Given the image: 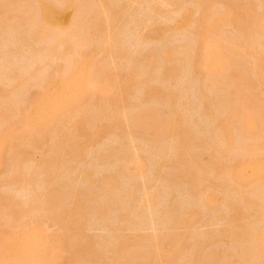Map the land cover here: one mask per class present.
Here are the masks:
<instances>
[{
  "label": "rangeland",
  "instance_id": "374dc122",
  "mask_svg": "<svg viewBox=\"0 0 264 264\" xmlns=\"http://www.w3.org/2000/svg\"><path fill=\"white\" fill-rule=\"evenodd\" d=\"M14 1L15 0H0V15H2V16H0V22L2 21V23H0V68L2 70V71H0V105H2L1 103H3L2 108L0 106V108H1L0 109V113H1L0 116L2 117V119L0 120V126H1L0 127V134L1 135L0 136L1 137L4 136L5 132L8 133V132H11L14 130H19L21 128V124H20L21 120L20 119L24 115L23 113H25L26 109L30 106L29 103H32L33 99H35L37 97L39 92H41L43 90V88L46 86V84L50 83L51 81H53L55 79H59L62 76L61 75L62 72L64 74V70H67V67L64 69L65 65L62 64L63 61H60L62 59V57L60 56L61 54H62V56L65 54L64 55L65 59L67 58V55H68V59L70 62L73 61L74 59H76L75 57L82 56V54H83V58L88 60L91 63V65L95 63V65H93L91 71H93V73H94V71H96L95 74L98 77L97 82L100 85H107L109 82L110 84H108L107 86H110L114 93L118 92L116 94L120 95V96H121L120 89L122 86H125V85H123V83L125 82V79H127V81H128V77L131 74H134L135 71H137L136 73H140L142 78L140 77V79L138 80V83H136L137 81L132 82V83L129 81H128L129 82L128 83L126 81L127 82L126 84H129V85H126V87H125V88H127V90L125 88L123 89L125 91H123L121 89L122 92H124L122 94L123 100L125 99L124 102L127 103L124 105L122 104L123 105L122 107L125 106V109H126L125 110L123 108V110L126 112L123 111V115H122V117L125 116V118L124 117L120 118L121 115L117 114V112L109 106V101L106 97H98L94 93V89L92 87L88 89L85 87L86 82L85 83L82 82L81 86L83 87V84H84V88L81 91H83L84 96L80 101H77V103H76V98H75V95L77 93L75 92L76 94H74L75 90H73V91L68 90L64 93V98H63L64 100L63 99L61 100V102H62L61 106L64 107V105H66L64 107V110L62 111L64 113L62 114V112L60 111L61 113L59 112V114H61V116L59 114H58L59 116L57 115L58 121H60V122L57 121V117L53 120V117L51 118V116H50L53 114V112L51 110H49L50 112L47 110L44 112V114H42L44 116L46 114H49V115H46V118H45V119L49 120L48 121L49 123H47L45 120L44 123H42L43 126H41L42 130H44V131L46 130L45 132H42L41 130H39L41 127H35L34 129L37 128L38 129L37 131H32V129L30 130V132L32 131L35 135L32 132H31L32 133V135H31L29 132V133H27V134H29L28 136H27V134L16 135L15 137H12L11 139H9L7 141L8 143L6 144L4 150L1 153L2 166L0 167V202H2L1 205L5 206V208H4L0 205V208H2V209H0V211H1L0 212V240H1V237H4V236H5L4 238H6L8 240L13 239L17 234L20 233V235H21V234H23V232L25 230H27L28 228H31V227H35L38 230L41 229L40 231H41L42 235L41 236L36 235V237L40 238V240L42 238L45 241V246H46V244H48L47 242L50 241L49 243H51V245L52 244L55 245L58 249L57 261L55 264H70L71 261H73L71 264H74L75 259L77 262L78 258H79V260H82V261L77 262L80 264H89V263L90 264H103L102 263L103 261L105 262V264H111V262L114 261L115 258H116V260L112 264H118V263L123 264V262H124V264H127V263L130 264L131 262H132L131 264H134L135 261H136L135 264H138V263L142 262V259L145 260V262L143 261L144 264H150V263L153 264V262L157 261L156 260L157 257H155V255L152 256L153 253H152V255H150L149 250L152 249L151 252H154V249H153L154 244H152L151 241L154 243L155 240H156L157 245H160L161 241H163L162 242L163 244H164V242H166V243L170 242V244H168V243L165 244L166 248L168 250H170L173 247V244H174L173 241L178 242V243L175 242L177 244V247H179V246L182 247L181 248L182 250H180V248H176V251L179 250V252H176V255H174L172 257V259H171V257H169V259H171L173 262L168 259V261H165L166 262L165 263L163 258H162L161 260H163L162 262H164L165 264H167V263L168 264H199L198 263L199 260H205L203 262V264L204 263L210 264L211 261H214L215 259H217L216 257L220 258V260H221V261H219L220 264H230V262H232L231 264L248 263V262H246V260H244L245 257L243 258V255L246 256V254H248V252H246V250L249 252L252 250V249L251 250L249 249V247L252 246V245L249 246L251 243L249 237L251 236V234H255L259 231H262V228L264 229V226H263L264 219H262L264 217H260V216H264V215H261L259 208H257L258 205L264 206V199H263L264 197L262 194H260L257 191L259 194V196H258V194L256 192V188H254L253 186H250V187L246 186L243 189L244 192L242 195L245 198H243L242 196L235 198L236 195L232 191L230 192L231 185L227 184L226 182L223 183L225 180H224V178L221 177V176H223L221 174L222 172L218 174L217 172L215 173V171H219L218 167H217L218 165H221L222 169H229L231 166L235 165V160H237L238 157L243 155L242 154L243 152H241V150L238 151L239 149L238 150H236V149L239 148V146L243 143V141L245 142V140H250V142H249L250 145L251 144H252V146L255 145L254 148L256 149L257 153H255V151H254V154L252 155V157H254V158L256 157L255 158L256 160H258L261 157H262L261 160L264 159V151H263L264 149L262 150L261 149L262 146H260L262 143L264 144V133H263L264 132V128H263L264 127V107H263L264 106L263 105L264 104V83H262V81H264V79H263L264 78V61H263V59H264V55H263L264 54V35H259L258 40L256 41L257 43H256V42H254V39L251 38L249 35L248 36L250 38L247 35H245L246 37L243 35L244 36L243 37L241 34L243 32L239 33L238 30H241L244 32H245V30H242L240 27H235L234 25L237 26V24L235 22H233L234 23L233 26L232 25H223L222 26L223 28L221 27V29H218L216 32L214 31L213 35L215 37H219V35H221L218 39L219 41L221 40L220 42L222 43V44L220 43V46H221V48L223 46V48H222L223 52H226V50H227V52L230 53L231 56H229V54L226 52V55L228 58L226 56L225 57H226V59H229V62L231 61L230 64H232L233 66L229 70L227 69V71L225 73H223L224 75L222 74L220 78L210 79L211 81H209V79L207 77H202V75L198 76V73L196 75V73H195L196 71L190 66H191V63L193 61L192 58L194 57L193 54H194V50L196 48L195 46L197 44V39H196L197 37L196 36H198L197 34L201 33L200 31L203 28L201 26V24L204 20H205L204 24L205 23L208 24V23L212 22L211 18L215 15L213 13H211V12H213L211 10L218 3L221 6H219L220 8L217 6L215 7L216 9L213 8L215 14L217 12L218 13L223 12V10L225 11V7H223L224 9H222V6L225 5L224 4L225 2L222 3L223 0H219V1L218 0H216V1L212 0L211 3L215 2L216 5L213 3L212 7L211 6L205 7V9L208 8V11L206 10V12L201 11L202 3L198 4V5H200V7L196 4V3H200L199 0H197V2L194 0L195 3L193 0H188V1L187 0H173V1H176L177 3L171 2V1L169 2V0H167L165 2V0H164L165 3H163L161 1L162 5L159 4L160 1L157 0V2H156V0H154L157 4H155V2H153V5L155 4L154 5L155 7L157 6L158 9H162L161 11H159L158 9H155L154 7H151L150 0L149 1L145 0V2H144V0H142V1L140 0L141 1L140 4L143 3L142 8L140 6V9H139V7L136 8L138 6L137 4L140 1L138 3L136 2V5H135V1L133 2L132 0H131L132 2H130V0H106L107 2L105 0L104 1L101 0L103 3L105 2L104 4L106 6H109L107 8H109L110 10L112 9V11L114 10V8H116L117 11H119V13L116 10H115V12H117V14H121V16L117 15L118 18H120V19L116 20V22H115V20L113 21L115 24L112 22L113 23L112 29L110 27L112 33L115 32L113 34V35H115L114 36L115 38H113V40H111V41H113L112 46L110 45V47H109L110 49L104 48L103 50H101L102 47L95 44V41H89V44H87L88 42L86 44L84 43L85 47H81L80 45H82V44H80V43H78V46H77V43H75V41L77 40V37L78 38L80 36L82 37L85 34L84 33L85 29H83L82 25H84L85 23H86L85 25H88V23L89 24L94 23L93 21H95L94 20L95 19V17H94L95 10H97V8L100 9L101 8L100 6H102L104 4H100V6H99L100 8H99V7H97V2H98L97 0H73L72 4L76 5V7L74 6V8H75L74 10H78V11L74 12L75 18L74 17L73 18L76 20L75 22L74 21L72 22V25L74 27L70 26V28H68L67 30L64 31L65 33L61 32L62 34L63 33L65 35L67 34L68 35V36L66 35L67 38L65 35H59V36H64L66 39H68L67 43L69 42L70 46H73L72 44L75 43V46H77V47L75 49H72V50L65 49L66 51L63 49V52L65 51L64 53L61 52V49H59L60 51L58 49H56V44H55L56 40L54 41V38L57 35H54L55 37L53 35L52 36L49 35L50 37L47 35H44V36L43 35L42 36L36 35L37 34L36 27H34V25L33 26L31 25L34 23L33 22V20H35L34 17H37L41 0H18V1L16 0L17 2L16 1L14 2ZM49 1L51 3H53L54 5H57L59 3L57 6H61L63 3L65 4L67 2V0H49ZM94 1H96V2H94ZM185 1L187 3H185ZM190 1H193L194 4H192V2H190ZM224 1H226V4H227L225 6H229L228 4L232 3V1H233V4H235L234 3L235 1L238 4H241V3H239V1L242 3H244V2L246 3L249 1L250 5H252V3H254V5L257 4L256 6L258 8H256V6H254V5H253V7L255 9H257V10L259 9L261 11H262V7L264 6V0H255V1L254 0H247V1L246 0H230V3H228V0H224ZM20 2L22 3L21 6H23V4L26 7L30 5V10L28 9L29 7L26 8L24 6L26 10L27 9L29 10L28 11L29 14L26 10H24V13H22L23 12L22 7H21L22 9L19 8V10L21 9L20 13H15V12L12 13V11H14V9H15L14 5L16 3L17 4L19 3V5H20ZM148 2H149L150 7L146 4ZM98 3H100V2H98ZM211 3L209 2L208 5ZM19 5H17V6L20 7ZM188 5H189L188 8H190L191 6L195 7V8H193V7L190 8L192 10V14L188 18L189 20L191 19L190 24L193 23V25L191 24L192 27L186 26V27H188V29H187L185 26H183L184 24H182L180 26V29L182 30L183 28H185L186 30L183 29L182 32L180 30H179V32H178V30H175V32H174L173 27L176 26L177 22H173L174 24H172V20L176 17H173V15H171V13L174 10L176 12H181L183 10H186V8H187L186 6H188ZM131 6H132V8H130ZM147 6L151 9L153 8L155 11L153 10V12H152L150 10L151 12L149 13V11H148L149 8L147 9ZM175 6H176V8H180V9L184 8V9L179 11V9H176ZM120 7H124V8H120ZM143 7H144V9H143ZM196 7L198 8V10L201 11L199 13L200 15L194 14V12H197ZM125 8L127 10H126V12L123 13L122 11L123 10L125 11ZM217 8L221 9L222 11L221 10L216 11ZM193 9H195V10L193 11ZM17 12H19V11H17ZM69 12H70V10H67L65 12L66 13L65 17H68ZM156 12L159 14H157ZM5 13H6V15H4ZM14 13L17 16H15ZM33 13H35V14L33 15ZM80 13H81V15H80ZM112 13H114V12H112ZM201 13H202V15H201ZM178 14L179 13H177V16H178ZM193 14H194V16H193ZM3 15H4V17H3ZM7 15L10 18H11V16H12V18H16V19H13V21H11V22H14L13 23L14 25L13 24L10 25L8 23V22H10L9 21L10 19L6 18V17H8ZM92 15H93V18H92ZM189 15H190V11H189L188 16ZM210 15H211V17H210ZM78 16L80 17V19L78 18ZM122 16L123 17L125 16V18H122ZM179 16H178V18H180V20L176 19L173 21H179L180 22L181 17H179ZM201 16H203V17L205 16V18L208 19L209 22H208V20L206 21V19H204V18L202 19ZM2 17L5 19H2ZM20 17H22V18H20ZM28 17L30 19H28ZM23 18H24V20H23ZM115 18L117 19L116 14H115L114 19ZM262 18H260L259 21L261 22V24L264 25V21H263L264 19H262ZM124 19H126V20H124ZM142 19L146 23L142 22ZM210 19H211V21H210ZM261 19L263 22L261 21ZM29 20H31L33 23ZM55 20L56 19L53 17V15L49 16L50 22L58 21V20H56V21ZM137 20H138V22H137ZM20 21H22V22H20ZM23 21H24V23H23ZM86 21H88V22H86ZM89 21H91L92 23ZM198 21H199V23H198ZM241 21H242V19H241ZM3 22H5V23H3ZM28 22L30 23V25ZM77 22H78V24H77ZM139 22L143 23L142 24L143 26L141 25L142 31L141 32L140 31L135 32L137 29L136 28L134 29V27H136L137 23H139ZM7 24H8V27H7ZM15 24H16V26H15ZM171 24L173 26H170ZM75 25H77V26H75ZM80 25L82 26V28H80ZM139 25H140V23L138 24V26ZM195 25H196V27H195ZM144 26H146L145 29L143 28ZM227 26H229V27H227ZM15 27H17V28H15ZM26 27H27V29H26ZM32 27L35 29H33ZM168 27H170L171 31L169 30ZM7 28L11 29V30H6ZM113 29H114V31H113ZM132 29H133V31H132ZM235 29H237V30H235ZM3 30H4V32H3ZM129 30H130V32H129ZM189 30H192V32ZM79 31H82L81 34ZM218 31H220V32H218ZM221 31H223V32H221ZM138 32L141 33V37H139L140 34H138ZM193 32H196V33H193ZM7 33H9V34H7ZM118 33H120V34H118ZM136 33H137V36H136ZM77 34L80 36H77ZM213 35H211V36H213ZM37 36H39L40 38L39 37L37 38ZM74 36H76V39ZM223 36H224V38L222 39ZM10 37H11V39H10ZM142 37L145 39H143ZM225 37H226V39H225ZM73 38H74V40H73ZM111 38H112V36H111ZM259 38L261 40H259ZM116 39H118V40H116ZM139 39H141V40L139 41ZM239 39L240 40L242 39V41H240ZM252 39H253V41H252ZM120 40L123 43L119 42ZM146 40H149V41H146ZM193 40H195V41H193ZM245 40L248 43L244 42ZM249 40H251V41H249ZM115 41L117 44L114 43ZM235 41L236 42L238 41V42L236 43ZM53 42H54L55 48L54 47L52 48ZM76 42H78V41H76ZM92 42H94V43H92ZM260 42L261 43L263 42V44H261ZM113 43H114V45H113ZM84 44H83V46H84ZM245 44H247L248 46L250 45L249 46V48H251L250 51L253 49L252 53H251L252 56L250 54L251 58H249V56L246 57L245 55H244L245 57H243V55H242L243 52L241 49H244V47L246 46ZM251 44H255V45L251 46ZM4 45H5V48H3ZM231 45L233 48L238 47L239 49L236 48V51H235V49H229L231 47ZM259 45H261V46H259ZM224 46H226V47H224ZM234 46H236V47H234ZM78 47H80V48H78ZM113 47H114V49H113L114 51L110 52ZM182 47L184 48L183 51H187L189 49L190 50L187 52H183L181 49ZM47 48H49V50ZM14 49H15V51H14ZM179 49H181V51ZM51 50L54 53L56 52V56H55V54L52 55L53 54L52 53L50 56L48 55L49 57H47V53H50L49 51H51ZM54 50H56V51H54ZM166 50H169V53L172 50H174L172 52L175 54L173 55L174 57L171 56V58L168 62L165 63L163 61L164 62L163 63L161 56L163 55V53L166 52ZM231 50H233L234 52H232ZM237 50H238V52H237ZM32 51H34V53ZM67 52H68V54H67ZM105 52H108V54ZM181 52H183L184 54ZM159 53H161V54H159ZM233 53H238L239 55L238 54L236 55ZM23 54H24V56H23ZM29 54H31V55H29ZM110 54H112L114 57ZM121 55H123V56H121ZM234 55L236 56L237 59H239V60H237L239 65H237L235 63L236 59H235ZM51 56L52 57L54 56V58H51ZM147 56H150V57H147ZM131 57L134 58L135 63L132 61ZM40 58L42 59L41 60L42 62L40 61L41 63L38 61V59L40 60ZM44 58H46V59H44ZM149 58H150V60H148ZM243 58L246 60L244 61ZM43 59H44V61H43ZM50 59L52 61H50ZM241 60L244 62V63L242 62L243 64L241 62H239ZM26 61H28L29 63ZM141 61H142V63H141ZM149 61H152V62H150L151 65L149 64ZM155 61H156V64H155ZM172 61H173V63H172ZM64 62H65V60H64ZM138 62H140V63H138ZM260 62H263V63H260ZM146 63L148 64V66H146ZM161 63H162V65H160ZM61 64L63 65V68H62ZM152 64H155V65H152ZM169 64H171V66H172V68H170L171 70H173V67H174L173 71L168 70L166 68ZM42 65L44 67H46V66L47 67L41 68ZM156 65H157V67H156ZM158 65H160V67ZM165 65H166V67H165ZM3 66H4V68H3ZM24 66H26V67H24ZM151 66H153V67H151ZM171 66L169 65L168 68ZM181 66H183V68H181ZM239 66L243 70L238 68ZM59 67H61V68H59ZM188 67H189V69H186ZM24 68H25V70H24ZM108 68L110 71L108 70ZM132 68L134 71L132 70ZM150 68H151V70H150ZM152 68L154 71L152 70ZM175 68L177 69L178 73H180V74L177 73L178 74V76H177L176 72H175L174 73L175 75H173V76H175V77L177 76L178 79H175V81H172V80H174V77H172V76L168 77V76H169L170 72L173 74V72L176 71ZM178 68L180 70H178ZM232 68H234V69H232ZM5 69L6 70L8 69V70L6 71ZM60 69H62V70H60ZM191 69H193V71ZM254 69H256L255 71H258V77H257L256 72H255L256 74L253 73L252 70H254ZM260 69H262V70H260ZM39 70H40V72H39ZM105 70L106 71L108 70L107 72L109 73V74L106 73L107 75H109V76L106 75V79L104 78L105 75H104V77H102L103 74H105ZM124 70H127V71H124ZM164 70L165 71L168 70L167 73L169 71L170 72L168 74H166L168 76L167 77L164 76L165 78L162 80L161 78L164 75L163 73H166V72H164ZM234 70H237V71H234ZM239 71L241 73H244L245 75L243 74V76H242V74ZM249 71L251 74L248 73ZM184 72L186 74H184ZM237 72H239V74ZM246 72L248 75H250L249 78L246 75ZM7 73H8V75H7ZM113 73H114V75H115V73H118L119 75L116 74L114 76ZM150 73L153 75H151ZM11 74L13 76H11ZM18 74H20V76ZM125 74H126V76H125ZM181 74H182V76H181ZM183 74H184V76H183ZM228 74H229L230 78H229ZM22 75H24V76L22 77ZM17 76H19L22 79V81L24 82L23 84H22V81L20 82L21 85H19L20 83L17 84L16 79H19V78H17ZM110 76H111V79H109ZM152 76L154 79L152 78ZM231 76H232V78L235 77L236 79L234 78L232 80ZM116 77L119 78L120 80L119 79L116 80L117 79ZM198 77L199 78L201 77V79L199 80ZM8 78H10V79H8ZM14 78H16V79H14ZM99 78H101V80H99ZM158 78H159V80H158ZM206 78H207V80H206ZM24 79L26 81H24ZM156 79H157V81H156ZM255 79H257V80H255ZM5 80H7L8 83H6L7 81H5ZM140 80H141V82H139ZM143 80H145L146 84ZM148 80L150 81V84H149ZM196 80H199V82L198 81L196 82ZM241 80H242V82H240ZM115 81H116V83H115ZM117 81L119 82V85H118ZM202 81L207 82V83H204V85H203ZM147 82H148V84H147ZM209 82H210V84H209ZM255 82H256L257 86H256V84H254ZM10 83H11V85H10ZM225 83H227L228 85L230 83V86L228 87V85H226ZM251 83H253L252 86H251ZM199 84L203 85V87ZM239 84H240V86H239ZM22 85H23V87L21 88ZM149 85H151L152 87H149ZM198 85L200 87H198ZM245 85H247V86H245ZM17 86H19V87H17ZM241 86H242V88H241ZM15 87H17V88L15 89ZM204 87H205V89H204ZM206 87H208V88L210 87L209 88L210 90H207ZM215 87L217 89H215ZM19 88H20V90H19ZM85 88L87 90L84 93ZM255 88H257V89H255ZM148 89H149V91L152 89L157 91V93H156V91L151 93V95L156 94V95H153L154 97H152L153 99L155 98V100H153L151 98V96L149 95V93L146 92ZM219 89H221V90H219ZM236 89L237 90L239 89L238 90L239 92ZM241 89L242 90L245 89V90L242 91ZM1 90H4V91L1 92ZM180 91H181V93H180ZM232 91H234V92H232ZM119 92H120V94H119ZM165 92H167L169 94V95H167L168 97L165 96L167 94ZM201 92L202 93L206 92V93L201 94ZM217 92H219L220 94ZM236 92H238V93H236ZM243 92H244V95L242 94ZM245 92H246V95H245ZM144 93H147V94H144ZM173 94H174V98L172 97ZM6 95H8L7 97L9 98V100H7V103L4 104L5 99H7V97H5ZM203 95L205 97H208V98L204 99ZM241 95H243V96H241ZM96 96H97V98H99L98 100L96 99ZM124 96H125V98H124ZM160 96H162V97H160ZM169 96L175 100L173 105L171 104L173 101L171 100V98ZM180 96H181V98H180ZM232 96H233V98H232ZM244 96L246 97V100L249 101V99H250L249 104L251 106L255 105V104L258 105V103H259V105L257 107L256 106L255 107L252 106V107H254L255 112L257 113V115H259L257 120L262 118V117L263 118L259 120L261 122V123H259L260 128H258L257 131L250 132L248 135H243V131L241 129L239 130V128H240V126H238L239 124L238 125L235 124L236 120L234 118L232 120L234 122L231 121L233 123V125H232L233 128H232V132L230 134L231 138L229 139L230 141L233 142L234 145L232 144L233 150L230 148L231 151L228 153L227 151H229V150H225V149L226 148L228 149V147H229L228 142H230V141L229 140L227 141L226 139L224 141V139H222V137H223L222 129L219 128L220 126H218V128H217V125H218V124H216L217 121L213 120L214 116H212V115L214 113L215 116H219L220 119L221 118L224 119L225 118L224 116H226V112L228 114L229 107H233L231 105L229 106V104H227V103H230L233 105L235 104V107H236L235 109L238 111V109H240V103H241L240 100L242 98L244 99L245 98ZM156 97H158V98L156 99ZM178 97H179V99H178ZM219 97H220V99H219ZM223 97H226V98H223ZM1 98L3 99V101L1 100ZM72 98H74V99H72ZM104 98H106L108 102L106 100L104 101ZM145 98H149L148 99L149 101L146 100L147 103L144 100ZM200 98H202V99H200ZM221 98H223V99H221ZM10 99L12 101H10ZM161 99H162V102H161ZM163 99L165 100L164 102H163ZM224 99H225V101H224ZM99 100H101V101H99ZM169 100H171V101H169ZM201 100H202V102H201ZM206 100L210 101V102L207 103ZM221 100H223V101L221 102ZM226 100H227V102H226ZM167 101L169 103L170 102L171 103L169 104ZM228 101H230V102H228ZM238 101H239V103H238ZM251 101H253V102H251ZM10 102H12L13 105L12 104L10 105ZM42 102H43L42 105L44 106L45 100ZM177 103H178V105H177ZM202 103H204V105ZM168 105H170V106L175 105V106H174V108H172V106L170 107ZM218 105H219V107H217ZM222 105H224V108L227 107L228 111L226 110L227 108L226 109L223 108V110H221L223 107ZM225 105H227V106H225ZM260 105H262V106H260ZM8 106H10L11 108H9ZM176 106H177V108L175 109ZM103 107H105L104 109H107V110H104ZM215 107H216V109H215ZM65 109H67V110L71 109V110H69L68 111L69 113H68L67 110L65 111ZM87 109H89V110H87ZM108 109H110V110L108 111ZM173 109L176 111L178 110V113L176 111H172ZM205 109H207V111H205ZM217 109H218V112H217ZM1 110H3V111H1ZM136 110H138V111H136ZM208 110H210V113H208L209 112ZM236 110H234V111L236 112ZM77 111L79 112V114ZM169 111H171V112L168 113ZM221 111H222V113H221ZM104 112L106 113V115ZM141 112H142V114H141ZM183 112H185V113H183ZM99 113H100V115L102 114V116H99ZM103 113H104V115H103ZM124 113H127V114L124 115ZM205 113H207V114L204 115ZM2 114H5V115H2ZM223 114H224V116H223ZM71 115H72V117L74 116L75 118L74 117L71 118ZM142 115H144V117H141ZM186 115H187V117H186ZM5 116L7 117L8 121L4 120V119H6ZM8 116H9V118H8ZM117 116H118V118H117ZM145 116L147 118L149 116V118H150L149 122H148V120H146V122L144 121V118H146ZM175 116L176 117H179V116L182 117L179 121L181 122V120H182V122H184V123H183V125H181L182 122L180 123L179 121H177V123H179V125L177 124V128L173 129L174 131L171 130L172 132H170V130H167V129H169V128L171 129L172 126H174L173 123L172 124H170V123L174 121L173 119L176 118ZM209 116L212 118H209ZM126 117H129V118H126ZM172 117H174V118H172ZM219 117H217V119H219ZM228 117H230V116H228ZM228 117L226 116V120L228 119ZM113 118L115 119L114 120L115 123H113ZM63 119L64 120L66 119L65 120L66 122ZM67 119H69V121H71L70 119H74V120L69 122ZM85 119L87 121H85V124H84ZM100 119H101V122L99 123ZM137 119L139 120V122L137 121ZM207 119H209V120H207ZM18 120H19V122H18ZM176 120H178V118H176ZM184 120L186 121V123ZM50 121H51V123H50ZM102 121H103V123H102ZM142 121H144V122H142ZM213 121H216V122L214 123ZM89 122H90V124H89ZM123 122L125 124V130H124L125 133H122L123 130L120 128V127L124 126ZM75 123L76 124L78 123V125H76ZM95 123H97V124L95 125ZM111 123H113V128H114L113 131H116V132L111 133L110 131H108V130L112 129ZM118 123H120V125L121 124L122 125L119 126ZM126 123H127V125H126ZM139 123L143 124V126L139 125ZM152 123H154L153 124L154 128L152 125H150ZM162 123H163V125H161ZM174 123L176 124V121ZM91 124H93V125H91ZM116 124H118V125H116ZM165 124H166V126H165ZM169 124L171 125V127L169 126ZM260 124L262 126H260ZM102 125H104L105 129L107 128L106 131L103 130L104 132L102 131L103 133L100 136L92 137L93 132L98 128V126L101 128ZM235 125H237L238 128H236ZM45 126H47V127H45ZM90 126H92V127H90ZM163 126H165V127H163ZM167 126L169 128H167ZM212 126H214L215 128H213ZM82 127H84L86 130H84V128H82ZM94 127H95V130L93 131ZM158 127H160V130ZM161 127H162V130H161ZM175 127H176V125H175ZM108 128H110V129H108ZM115 128H116V130H115ZM117 128H119L118 130H120V129L122 130V131L120 130L121 134L119 133ZM143 128H145V129H143ZM60 129H62V130H60ZM123 129H124V127H123ZM138 129H140V130H138ZM142 129H143V131H142ZM235 129H238V130L236 131ZM260 129H262V130H260ZM80 130H81V132L82 131L86 132L87 135L85 134V136H84V134H83L84 132H82V134H80ZM147 130H149L150 132ZM164 130H166L168 132H166ZM76 131H77V133L79 132V136H78V134L75 133ZM175 131H177V132L175 133ZM186 131L191 133L190 136L188 133H187V135L184 134V132L186 133ZM88 132L90 135L88 134ZM193 132H194V135L192 134ZM38 133H40V134H38ZM155 133H157V134H155ZM173 133H175L174 135H177V136H174ZM70 134H72V135H70ZM125 134H126V136H125ZM165 134L167 137L164 136ZM260 135L262 136V138ZM25 136H27V137L24 140ZM54 136H56V137H54ZM57 136H58V138H57ZM87 136L91 137L92 140L88 139L89 137H87ZM181 136H184L185 138H183ZM187 136H189V139ZM197 136H198V138L200 137V139H198ZM243 136L245 137V139L243 138ZM83 137L85 138V140ZM191 137H192V139H190ZM162 138H164V139L162 140ZM186 138L188 139V141L186 140ZM193 138L196 139L197 141L195 140V142H194ZM57 139H60V140H57ZM87 139L90 140V142L92 141L91 145H89V146L88 145L86 146V144H88V143L90 144L89 141L85 142ZM149 139L151 140V142ZM154 139H155V141H154ZM170 139H172V140H170ZM203 139H204V141L206 140L207 143H206V141L204 142ZM65 140H66V142H65ZM157 140H158V142H157ZM183 140H184L185 145H182ZM221 140L224 141L225 144H223L222 142H219ZM72 141L74 142L73 146H71ZM77 141L78 142L81 141V143L79 144ZM153 141L155 144L152 143ZM192 141H193V143H192ZM200 141H202V142H200ZM189 142H190V144L192 143L191 146H189ZM196 142H197V144H196ZM211 142H213L214 144ZM246 142L248 143V141H246ZM69 143H71V144H69ZM82 143H84V144H82ZM130 143H132V144H130ZM175 143H177V145ZM201 143H203V144H201ZM237 143L239 144V146L237 145ZM75 144H77V147L81 144L82 145L77 148ZM169 144H171V145H169ZM194 144L198 145L199 147L195 146ZM74 145L76 148L74 147ZM204 145L205 146L208 145L211 148H209L208 146H207L208 148L203 147ZM217 145H218L219 149H218ZM223 145L224 146L226 145V147H223ZM183 146H185L186 148L189 147L188 150L185 151L186 148H184ZM234 146H236V147H234ZM123 147H125V149ZM127 147H129V148H127ZM132 147L135 148L137 151L135 149H133ZM176 147L178 149L180 147V149H179V150H181L180 153ZM212 147H213V149H212ZM221 147H223V148H221ZM69 148H70V150H69ZM83 148H84V150H83ZM193 148H194V150H193ZM258 148L261 151H259ZM128 149L129 150L131 149L133 151V153H131L132 151L127 152ZM222 149H223V151L225 150V152L221 151ZM122 150H123V152H122ZM195 150H196V153H194ZM234 150H236V151H234ZM124 151L127 154V155L125 154L127 157L124 156ZM258 151L262 152L263 154L260 153L259 155H257L259 153ZM77 152H78V154H77ZM135 152L136 153L138 152L137 153L138 157L140 158L139 155H141V158H140L141 161L143 160L145 162V163L141 162L142 163V169H140L141 173H139L138 170H137L138 172L137 171L135 172V173H137L136 174L137 176L134 175L135 173H133V174L130 173L131 172V166L133 167V164L130 165L131 160L128 161V159H130V158L132 159V157H133L132 154H134ZM197 152H198V155H197ZM218 152H220V153H218ZM231 152H232V154H230ZM121 154H123V155H121ZM187 155L190 157H188ZM120 156H122L123 158ZM183 156H185L184 159H183ZM214 156H217L219 158L214 157ZM190 158H194V160L193 159L189 160ZM197 158H199V159H197ZM62 159H64V160L61 161ZM124 159H126L127 161H125ZM196 159H197V161H199V160L200 161L196 162ZM122 160H123V163H122ZM58 161H59V163H58ZM65 161H67V162H65ZM188 161H189V163H188ZM193 161H194V164H192ZM61 162H62V164H60ZM125 162H127V164L129 163V166L128 165L123 166ZM211 162H214V163L211 164ZM45 163H46L47 167H44ZM63 163H65V164L63 165ZM143 163L146 165H144ZM183 164L186 166H184ZM212 165H214V166H212ZM181 166H182V168H181ZM211 166H212V168H210ZM126 167H128V168L130 167V169L128 170ZM143 167H145V168H143ZM207 167L210 168L209 171H210L211 175H209V171H207L208 170ZM186 170L189 171V175H191L194 171V175H192V176L196 179V181L194 180V178L192 176L190 177L191 179H193L192 183H191V179H186L187 178L186 174L188 172ZM143 171H144V173H143ZM191 171H192V173H191ZM205 172H207L208 175L205 176ZM51 173L52 174L54 173V175H52ZM182 173L183 174L185 173L184 176H186V178L183 176ZM220 174H221V176H220ZM13 175L15 177H13ZM189 175H188V178H189ZM44 176H46L47 178H43ZM200 176H201V179H198V178H200ZM104 177H106V179ZM179 177H184V178H182L183 179L182 180ZM203 177H204V180H203ZM111 178H113L116 181H114ZM219 178H220V181L223 179V181H221V183L219 181ZM46 179L48 181H46ZM12 180H13V182H11ZM42 180H43V182H42ZM185 180H187V181H185ZM205 180H207L208 182ZM109 181H111V182L109 183ZM113 181H114L115 185L112 184V185H110L111 187H108L107 183L111 184V183H113ZM176 181H178L179 184L181 182L182 186H180L181 184L179 185ZM209 182L211 185L210 188L207 187V186H209ZM195 183L199 184L200 187H201L202 183H203V185L205 183V185H206V187L204 186L205 189L207 191L214 193V194L216 193V196L219 197L216 199V201L218 203L216 202L217 204L215 203V205L211 206V204H208L202 198V195L200 198V193L203 194V192L198 193L199 192L198 190H201V189L205 190V189L202 187H201V189H198L200 187H199V185H195ZM211 183L214 184V186L216 187L215 190L213 189L214 186ZM192 184L194 186H197V187L195 188ZM187 185H189V186L192 185L193 187H191V186L189 187ZM144 186H146L145 187L146 189L144 188ZM104 187H106L108 190H106V188H104ZM92 188H94L95 190ZM192 188H193V190H192ZM251 188H252V190H251ZM154 189H156V190H154ZM195 189H198V190H195ZM225 189L226 190L228 189V190L225 191ZM112 190H113V192H112ZM140 190H141V192H140ZM147 190L149 192H152V194L154 191H155L154 193H157V195L153 194V197L154 196L157 197V199L154 198L157 201H155L154 199H153L154 201H152V203L155 202L157 204L155 205V203H153V204L151 203L150 204L151 206H149V207L147 205V207H146L147 212L146 211L144 212V210H146L145 209L146 204H144L145 203L144 200H141V199L145 193L150 194ZM245 190H246V192H245ZM59 191H60V193H59ZM95 191L98 193L97 194L98 196H96ZM107 191H109V192H107ZM144 191H145V193H144ZM251 191H252V193H251ZM48 192L49 193L51 192L50 197L48 195L49 194ZM52 192H54V193H52ZM191 192H194V193H191ZM55 193L57 196H55ZM58 193H59V195H58ZM68 193H69V197H71V198H67ZM90 193H92L93 195L90 196ZM126 193L128 195H126ZM61 194L62 195L65 194L64 196H62L64 198L61 197ZM109 194L111 196H109ZM115 194H116V196H115ZM124 195H126V196H124ZM192 195L193 196L197 195V196L193 197ZM219 195H221L222 197ZM223 195H224V197L226 195L229 200L225 199V201H224ZM53 196H55V198ZM130 196H131V200H130ZM135 196L137 197L138 201H140V200L143 201V204L145 206L141 204V201L139 204ZM230 196H232V198H230ZM233 196H235V197H233ZM113 197H115L116 199H114ZM134 197H135V200H134ZM139 198H140V200H139ZM233 198H235V200ZM52 199L54 200V202L58 201L57 202L58 204L57 203L54 204ZM61 199H63V200L61 201ZM238 200L240 201V203ZM251 200H252V202H251ZM75 201H76V203H75ZM133 201H134V204H133ZM223 201H224V203H222ZM254 201H255V203H254ZM6 202H7V204H6ZM51 202H53V203H51ZM60 203L62 205H59ZM71 203H72V205H71ZM234 203H236V204H234ZM8 204H9V206H8ZM68 204H70V205H68ZM136 204L142 205L143 208L137 209ZM6 205L8 206L7 209H9L10 212L8 210H5ZM100 205L104 209L102 207H100ZM106 205H107V207H106ZM176 205L180 209L179 208L177 209ZM228 205H229V207H227ZM67 206L69 207V209ZM71 206L73 208H71ZM75 206H76L77 210H80L78 212V214L75 213V212H77L74 209ZM91 206H93L92 209H91ZM94 206H95V208H94ZM116 206H118L117 210H116V208H117ZM46 207H49L48 209H50V210L46 211L47 210ZM58 207H60L61 210L63 209L62 210L63 212H61L59 210L60 208H58ZM62 207H64V208H62ZM150 207H151V209L148 210V208H150ZM233 207H235V208L233 209ZM85 208L87 211L85 210ZM96 208H99L100 210L96 209ZM105 208L107 209L106 211H105ZM135 208L137 209V211L133 210ZM172 208H174L175 210L177 209V210L175 211ZM193 208H194V211H193ZM72 209H74L75 211L73 210L72 211L73 213L68 214V211L71 212L70 210H72ZM128 209H130V210H128ZM140 209H142V210L138 212V210H140ZM188 209H189L190 213H192V215H194V218L189 216L191 214L188 212ZM166 210H168V212ZM171 210L175 211V212H172ZM18 211H20V212H18ZM64 211L66 212V214H64ZM7 212H9V213H7ZM12 212H14V215H15L14 218L12 216H10L11 214L13 215ZM59 212H61V213H59ZM176 212H177V215H176ZM17 213L20 215L18 216ZM57 213H59L57 215V217H55V216L52 217V215H56ZM93 213L95 214V216ZM99 213H100V216H99ZM130 213H132V214H130ZM133 213H135V215H137V214L138 215L136 217H134L135 215ZM142 213L144 215H141ZM169 213H171L172 215ZM186 213L188 216L186 215ZM76 214L78 216V219L76 217ZM195 214H196V216H195ZM5 215L8 217L7 219L4 218V217H6ZM59 215H65L64 219H62L63 217L60 216L61 220H63L61 222H58V221H60ZM66 215H69L68 219H67ZM79 215L83 218V220ZM84 215H85V217H84ZM242 215H243V217H241ZM104 216H105V218H104ZM169 216H171V218ZM173 216H175V217H173ZM230 216H231V218H230ZM176 217H177V219H176ZM187 217H191L194 219V220L193 219L191 220V222L193 223L192 226L189 225L187 222H185L186 220H184V219H188ZM70 218H71V220H70ZM174 218H175V220L172 221V219H174ZM256 218H259V219H256ZM66 219L68 221H65ZM180 220L181 221L183 220V221L181 222ZM256 220L259 222L257 223ZM8 221L10 224L8 223ZM174 221H175L176 225L174 224ZM177 221H178V224H177ZM193 221H195V222H193ZM65 222H67V223H65ZM72 222H74V223H72ZM80 222L84 223L82 228H80V226L82 224ZM127 222H129V223H127ZM184 222H185V224H184ZM77 223L79 224V229H78ZM252 223H253V225H252ZM72 224H73V227H75L74 225L77 224L76 228H74L76 230H73ZM182 224H183V226H181ZM186 224H187V226L189 225L190 227L189 226H188V228H187V226L185 227ZM68 225H69V227H71V228H69L70 231L67 230ZM177 225H178V227H177ZM246 225L248 226V228ZM242 226H244V227L242 228ZM249 226H251V229H253V230H250ZM77 229H78V233H77V236H75L76 233H74V232H77ZM246 229H247V231H246ZM72 231H74L72 233L73 237L71 236ZM250 231H252V232L254 231V232L253 233L251 232L249 235ZM16 232H19V233H16ZM68 232H70V233L68 234ZM246 232H248V234ZM81 234H83V235H81ZM78 235L80 236L81 239L79 238ZM162 235H164V237ZM186 235H187V237H185ZM74 236L76 237L75 238L76 241L74 239ZM243 236H244V238H243ZM67 237H68V240H67ZM157 237H158V239H157ZM61 238L63 239V242H62ZM236 238H237V240H235ZM241 238H243V240ZM69 239H70V241H69ZM159 239H161V240H159ZM168 239H169V241H167ZM2 240H3V238H2ZM58 240H59V242H58ZM157 240H158V242H157ZM140 241L143 242L144 244L143 243L141 244ZM179 241L180 242L182 241L183 244H184V242H186V243H185V245H183L181 242V244H182V246H181ZM81 243H83V246H87L86 247L87 249L85 248V250L89 251L88 253L83 252L84 254H88V255H84V256L88 257V259H86L85 262L83 261V259H85V257L81 256V255H83L82 251H85V250L79 249V251H80L79 256L80 257L78 256V254H75L74 255L75 257L72 256L73 254H72L71 250L75 249V252L78 253L77 247L79 246V248H80V245H78V244H81ZM84 243H86V244H84ZM117 243L120 246H117L118 245ZM146 243H147V245H146ZM123 244L126 246V252L127 253L124 250L125 246ZM176 244H174V245H176ZM178 244H179V246H178ZM71 245H73V246L71 247ZM150 245H153V246H150ZM165 245L163 248H165ZM186 245H187V247H186ZM195 245H196V247H195ZM47 246H50V244H48ZM61 246H63V247H61ZM74 246H76V247L74 248ZM83 246H81V248ZM148 246H150L151 248ZM120 247H122V249H120ZM168 247H170V248H168ZM167 249H163V250H167ZM116 250L118 251V253ZM147 251H148L149 255L147 254ZM180 252H182V253H180ZM115 253H117V254H115ZM119 253L120 254L123 253V254L121 256H118V255H120ZM191 253L194 254L195 257H194V255H191ZM114 254L116 255V257H114L115 256ZM197 254H201V255H198L199 256L198 259L195 260ZM126 255L128 257H126ZM131 255L135 256V258L132 257ZM140 255L142 257L139 258ZM203 255H204V258H203ZM210 255H212V257ZM213 255L215 257H213ZM255 255L257 257H255ZM77 256H78V258H76ZM107 256H110V257L107 258ZM150 256H152L153 258L155 257V258H154V260L151 259L152 262H150L151 260L148 259L150 262L149 263L146 258H150ZM187 256H189V257H187ZM72 257L74 259L69 261L70 259H72ZM120 257H121L122 261L119 260ZM174 257H175V259H174ZM201 257H202V259H201ZM210 257L212 260H209ZM166 258L167 257H164L165 260H167ZM192 258H195V259H193L194 262H192ZM252 258H253L251 260L252 262L250 261L249 264H254V263L255 264H262V262L264 264V259H261L256 252H254L252 254ZM257 258L261 259L262 261L257 259ZM184 259L185 260L187 259V260L185 261ZM239 259H241V260H239ZM88 260H90L89 263H87ZM106 260H107V263H106ZM118 260H119V262H118ZM126 260L128 261L127 263H125ZM130 260H132V261H130ZM207 261H208V263H206ZM158 262H161V261L158 260L156 262V264ZM219 262L217 260H215L212 264H219ZM243 262H245V263H243ZM77 263H75V264H77ZM143 263H141V264H143ZM164 263H160V264H164ZM201 263H202V261H201Z\"/></svg>",
  "mask_w": 264,
  "mask_h": 264
},
{
  "label": "bare ground",
  "instance_id": "6f19581e",
  "mask_svg": "<svg viewBox=\"0 0 264 264\" xmlns=\"http://www.w3.org/2000/svg\"><path fill=\"white\" fill-rule=\"evenodd\" d=\"M16 1V0H15ZM14 1V2H15ZM18 1V0H17ZM16 1V2H17ZM72 1L73 0H67V2L64 4L63 2V6L61 5V6H57V5H54L53 3H51L49 0L47 1V0H41V3H40V7H39V12H38V14H37V17H34L35 18V20H33V22L31 21V20H29V21H31L33 24H31L32 26L34 25V27H36V32H37V34L36 35H40V36H44V35H47V36H54V35H57L55 38H54V41H55V44H56V49H61V52L62 53H64L66 50L65 49H68V50H72V49H75L77 46H78V43H80V44H82V45H80L81 47H85V44L87 43V44H89V41H95V44H97V45H99L100 47H102V49L101 50H103L104 48L105 49H110L109 47H110V45L112 46V42L113 41H111V40H113V38H115L114 36L115 35H113L114 33H112V31H111V29H112V25H113V21L115 20V22H116V20H118V19H120V18H118V16L117 15H120L121 16V14H117V12L119 13V11H117V9L116 8H114V10L112 11V9L110 10L109 8H107V7H109V6H106L101 0H97L98 2H100V3H98L97 2V7H99L100 6V4H104V5H102V6H100L99 8L100 9H98L97 7V10H95V14H94V17H95V21H93L94 23H92L91 21H89V22H91L92 24H89L88 23V25H82L83 26V29H85V31H84V36H80V35H78L77 34V36H80L79 38L77 37V40L76 41H78V42H76L75 41V43H77V46H75V43L74 44H72L73 46H70V43L68 44L67 43V40L68 39H66L67 38V36L64 34L65 32V30H67L68 28H70V26H73L72 25V22L74 21H76L74 18H75V11H78V10H74L75 8H74V6L76 7V5H73L72 4ZM104 1V0H103ZM106 1V0H105ZM133 2L135 1V5H136V2L138 3L140 0H132ZM131 0H130V2H132ZM142 1V0H141ZM141 1L137 4L138 6L136 7V8H138L139 7V9H140V6H141V8H142V5H143V3L142 4H140L141 3ZM149 1V0H148ZM158 1H160L159 2V4H161L162 5V3H161V1L163 2V3H165L167 0H165V2H164V0H158ZM176 2V1H173V0H169V2ZM188 1V0H187ZM194 1V0H193ZM193 1H190V2H192V4H194L195 3V1L197 2V0H195L194 1V3H193ZM200 1V3H196L197 5L198 4H201L202 3V5H201V11H205L206 12V10L208 11V8H206L205 9V7H209V6H211L212 7V4L214 3L215 4V2H213V3H211V1L212 0H199ZM198 1V2H199ZM216 1V0H215ZM219 1V0H218ZM217 1V2H218ZM247 1V0H246ZM255 1V0H254ZM94 2H96V1H94ZM102 2V3H101ZM107 2V1H106ZM144 2H145V0H144ZM153 2H155L154 0H150V4H151V7H154L155 9H158V7L156 8L154 5L155 4H157L156 2H157V0H156V2H155V4L153 5ZM181 2V1H180ZM189 2V3H190ZM211 3V4H209L208 5V3ZM225 2V3H224ZM13 3V2H12ZM177 3V2H176ZM185 3H187L186 1H185ZM222 3H224L225 5H227L226 4V1H224L223 0V2ZM228 3H230V0H228ZM235 4H233V1H232V3H230V4H228L229 6H222V9H224L223 7H225V11L223 10V12H220V13H216L215 14V12H214V10H213V8H215L216 6L217 7H219V6H221V5H219V3L216 5V6H214L213 8H212V10L211 11H213V12H211V13H213L215 16H213L211 19H212V22L211 23H208V24H204V22H205V20L202 22V24H201V26L203 27H201L202 29H201V33H199V34H197L198 36H196L197 38V44H196V48H195V50H194V57L192 58V63H191V66L190 67H192L195 71V73H196V75H197V73H198V76L199 75H202V77H207L208 79H209V81H211L210 79H218V78H220L221 77V75L223 74V73H225L226 71H227V69L229 70L233 65L232 64H230V62H229V59H226V57H227V55H226V52H227V50H226V52H223V50H222V48H223V46H222V48H221V46H220V41L218 40L219 39V37L221 36V35H219V37H215L214 35H213V33H214V31L216 32L218 29H221V27L223 26V25H234V23L233 22H235L236 24H237V26L236 25H234L235 27H240L242 30H245V32L244 31H241V30H238L239 31V33L240 32H243V33H241L242 34V36L244 35H249L251 38H253L254 39V42H256L257 40H258V37H259V35H264V25L263 24H261V22L259 21L260 20V18H262V19H264V6L262 7V11L261 10H257V9H255L254 7H253V5H254V3H252V5H250V2L248 1V2H244V3H242V2H240L239 1V3H241V4H238L236 1L234 2ZM237 3V4H236ZM107 4V3H106ZM149 7H150V5H149V2L148 3H146ZM173 4V3H172ZM175 4V3H174ZM17 5H19V3L17 4H15L13 7L15 8L14 9V11H12V13L13 12H15V13H20V10L23 8V12L22 13H24V10H26L25 9V5L23 4V6H21L22 5V3L20 2V7H18ZM93 5V4H92ZM134 5V6H135ZM167 5V4H166ZM257 5V4H256ZM256 5H254V6H256ZM25 6V7H24ZM147 6V9L149 8ZM165 6V5H164ZM163 6V7H164ZM169 6V5H168ZM178 6V5H177ZM195 6V5H194ZM199 7H200V5H198ZM259 6V5H258ZM262 6V5H261ZM22 7V8H21ZM29 7V8H28ZM60 7V8H59ZM181 7V6H180ZM187 7V8H186ZM185 8H186V10H183L182 8L180 9V8H176V6H175V8L176 9H179V11H181V10H183V11H181V12H176L175 10L171 13V15H173V17H176V18H174L173 20H176V19H179L180 20V18H178V16L179 17H181V21L179 22V21H173L172 20V24H174L173 22H177V24H176V26H174L173 28H174V32H175V30H178V32H179V30L182 32V30L184 29V30H186L185 28H183L182 30L180 29V26L182 25V24H184L183 26H188V27H192L191 26V24L193 25V23H191L190 24V22H191V19L189 20L188 18L191 16V14H192V10L190 9L191 7H193V6H191L190 8H188L189 7V5L188 6H186ZM18 8V9H17ZM19 8H21L20 10H19ZM26 8H28L29 10H30V5L29 6H27ZM90 8V7H89ZM92 8V7H91ZM120 8H124V7H120ZM127 8V7H126ZM125 8V11L123 10L122 12L124 13V12H126V9ZM130 8H132V6L130 7ZM174 8V7H173ZM193 8H195V7H193ZM197 8V7H196ZM220 8V7H219ZM219 8H217V10L216 11H218V10H221V9H219ZM256 8H258L257 6H256ZM261 8V7H260ZM26 10L27 12L29 11V10ZM77 9V8H76ZM143 9H144V7H143ZM216 9V8H215ZM19 11V12H17V11ZM67 10H70V12H69V15H68V17H65V12L67 11ZM115 10L117 11V12H115ZM153 12V8L151 9V8H149V13L151 12V11ZM159 11H161L162 9H158ZM195 9H193V11H194ZM210 10V9H209ZM25 11V12H26ZM38 11V10H37ZM147 11V10H146ZM155 11V10H154ZM157 11V10H156ZM158 11V12H159ZM189 11H190V15L188 16V14H189ZM199 11V12H198ZM200 10H198V8H197V12H194V14H198V15H200L199 13L201 12ZM222 11V10H221ZM93 12V11H92ZM112 12H114V13H112ZM143 12V11H142ZM262 12V13H261ZM15 13H14V15H15ZM91 13V12H90ZM157 13V12H156ZM169 13V12H168ZM176 15H175V14ZM177 13H179L178 14V16H177ZM28 14H29V12H28ZM35 13H33V15H34ZM115 14H116V17H117V19L115 18L114 19V17H115ZM126 14V13H125ZM157 14H159V13H157ZM194 14H193V16H194ZM4 15H6V13L4 14ZM4 15H3V17H4ZM9 15V14H8ZM7 15V16H8ZM11 15V14H10ZM24 15V14H23ZM50 15H53V17L56 19V20H58V21H56V22H50L49 21V16ZM80 15H81V13H80ZM96 15V16H95ZM175 15V16H174ZM201 15H202V13H201ZM204 15V14H203ZM0 16H2V15H0ZM15 16H17V15H15ZM21 16V15H20ZM27 16V15H26ZM137 16V15H136ZM139 16V15H138ZM162 16V15H161ZM192 16V17H193ZM206 16V15H205ZM205 16L203 17V16H201V18L203 19H206L205 18ZM2 17V19H5V18H3ZM19 17V16H18ZM74 17V18H73ZM210 17H211V15H210ZM7 19L9 18L10 20V22H8L10 25L11 24H13L14 22H11V21H13V19H16V18H12V16H11V18L8 16V17H6ZM20 18H22V17H20ZM25 18V17H24ZM24 18H23V20H24ZM78 18L80 19V17L78 16ZM92 18H93V15H92ZM122 18H125V16L123 17L122 16ZM215 18V19H214ZM28 19H30L29 17H28ZM27 19V20H28ZM74 19V20H73ZM140 19V18H139ZM211 19H210V21H211ZM214 19V20H213ZM241 19H242V21H241ZM262 19H261V21H262ZM18 20V19H17ZM85 20V19H84ZM88 20V19H87ZM92 20V19H91ZM124 20H126V19H124ZM193 20V19H192ZM208 19H206V21H207ZM16 21V20H15ZM83 21V20H82ZM171 21V20H170ZM264 21V20H263ZM262 21V22H263ZM7 22V21H6ZM20 22H22V21H20ZM80 22V21H79ZM86 22H88V21H86ZM113 22V23H112ZM118 22V21H117ZM137 22H138V20H137ZM142 22H144L143 21V19H142ZM142 22H139L140 23V25L138 26V24L139 23H137V26L136 27H134V29L136 28L137 30L135 31V32H137V31H142ZM193 22V21H192ZM195 22V21H194ZM208 22H209V20H208ZM0 23H2V21L0 22ZM3 23H5V22H3ZM19 23V22H18ZM23 23H24V21H23ZM26 23V22H25ZM29 23V22H28ZM119 23V22H118ZM144 23H146V22H144ZM198 23H199V21H198ZM74 24V23H73ZM77 24H78V22H77ZM115 24V23H114ZM128 24V23H127ZM170 25V26H173V25ZM9 25V26H10ZM14 25V24H13ZM19 25V24H18ZM26 25V24H25ZM29 25H30V23H29ZM129 25V24H128ZM127 25V26H128ZM142 25V26H141ZM5 26V25H4ZM15 26H16V24H15ZM24 26V25H23ZM75 26H77V25H75ZM82 26L80 25V28H82ZM86 26V27H85ZM7 27H8V24H7ZM74 27V26H73ZM85 27V28H84ZM110 27H111V29H110ZM129 27V26H128ZM145 27L146 26H144L143 28L145 29ZM188 27H186L187 29H188ZM195 27H196V25H195ZM227 27H229V26H227ZM15 28H17V27H15ZM19 28V27H18ZM33 28V27H32ZM72 28V27H71ZM169 28V30L171 31V29H170V27H168ZM223 28V27H222ZM239 28V29H240ZM14 29V28H13ZM26 29H27V27H26ZM33 29H35V28H33ZM196 29V28H195ZM6 30H11V29H6ZM82 30V29H81ZM122 30V29H121ZM235 30H237V29H235ZM31 31V30H30ZM35 31V30H34ZM113 31H114V29H113ZM132 31H133V29H132ZM189 31H191L192 32V30H189ZM197 31V30H196ZM3 32H4V30H3ZM12 32V31H11ZM61 32H64L63 34L61 33ZM80 32V34H81V32L82 31H79ZM123 32V31H122ZM127 32V31H126ZM129 32H130V30H129ZM134 32V33H135ZM140 32H138V34H140L139 35V37H141V33ZM173 32V31H172ZM199 32V31H198ZM197 32V33H198ZM218 32H220V31H218ZM221 32H223V31H221ZM18 33V32H17ZM169 33V32H168ZM171 33V32H170ZM184 33V32H183ZM193 33H196V32H193ZM7 34H9V33H7ZM35 34V33H34ZM83 34V33H82ZM118 34H120V33H118ZM122 34V33H121ZM59 35H65L66 36V38L64 37V36H59ZM117 35V34H116ZM132 35V34H131ZM193 35V34H192ZM211 35H213V36H211ZM217 35V34H216ZM229 35V34H228ZM46 36V37H47ZM49 36V37H50ZM111 36H112V38H111ZM118 36V35H117ZM136 36H137V33H136ZM227 36V35H226ZM243 36V37H244ZM248 36V37H249ZM19 37V36H18ZM39 36H37V38H38ZM75 37V39H76V36H74ZM111 39H110V38ZM138 37V38H139ZM194 37V36H193ZM242 37V38H243ZM246 37V36H245ZM247 37V38H248ZM249 37V38H250ZM40 38V37H39ZM69 38V37H68ZM137 38V39H138ZM143 38V37H142ZM141 38V39H142ZM224 38V36L222 37V39ZM236 38V37H235ZM240 38V37H239ZM257 38V39H256ZM10 39H11V37H10ZM70 39V38H69ZM141 39H139V41L141 40ZM143 39H145V38H143ZM225 39H226V37H225ZM253 39H252V41H253ZM42 40V39H41ZM44 40V39H43ZM73 40H74V38H73ZM116 40H118V39H116ZM230 40V39H229ZM234 40V39H233ZM240 40V39H239ZM248 40V39H247ZM259 40H261L260 38H259ZM7 41V40H6ZM11 41V40H10ZM146 41H149V40H146ZM193 41H195V40H193ZM240 41H242V39L240 40ZM239 41V42H240ZM249 41H251V40H249ZM50 42V41H49ZM119 42H122L121 40L119 41ZM228 42V41H227ZM236 42V41H235ZM238 42V41H237ZM236 42V43H237ZM244 42H247L246 40L244 41ZM253 42V43H254ZM6 43V42H5ZM72 43V42H71ZM85 43V44H84ZM92 43H94V42H92ZM114 43H116V41L114 42ZM114 43H113V45H114ZM123 43V42H122ZM121 43V44H122ZM233 43V42H232ZM243 43V42H242ZM248 43V42H247ZM250 43V42H249ZM252 43V42H251ZM257 43V42H256ZM261 43V42H260ZM83 44H84V46H83ZM94 44V45H95ZM117 44V43H116ZM222 44V43H221ZM261 44H263V42L261 43ZM69 45V46H68ZM93 45V44H92ZM230 45V44H229ZM237 45V44H236ZM242 45V44H241ZM244 45V44H243ZM246 46L244 47V49H241L242 50V55H243V57H247V56H249V58H251L250 57V54L252 53V50L250 51V49L251 48H249V46L247 45V44H245ZM253 45H255V44H251V46H253ZM238 46V45H237ZM259 46H261V45H259ZM54 47V42H53V46H52V48ZM92 47V46H91ZM94 47V46H93ZM185 47V46H184ZM224 47H226V46H224ZM234 47H236V46H234ZM239 47V46H238ZM238 47H236V48H238ZM3 48H5V45L3 46ZM32 48V47H31ZM55 48V47H54ZM78 48H80V47H78ZM98 48V47H97ZM118 48V47H117ZM236 48H233L232 47V45H231V47L229 48V49H235V51H236ZM254 48V47H253ZM30 49V48H29ZM48 50H49V48H47ZM63 49L65 50L64 52H63ZM92 49V48H91ZM99 49V48H98ZM114 49V47L112 48V50L110 51V52H112V51H114L113 50ZM182 49V51H183V47L181 48ZM181 49H179L180 51H181ZM239 49V48H238ZM255 49V48H254ZM261 49V48H260ZM12 50V49H11ZM57 50V51H58ZM77 50V49H76ZM119 50V49H118ZM178 50V51H179ZM186 50V49H185ZM190 50V49H189ZM189 50H187V51H189ZM240 50V51H241ZM14 51H15V49H14ZM31 51V50H30ZM47 51V50H46ZM54 51H56V50H54ZM60 51V50H59ZM74 51V50H73ZM93 51V50H92ZM108 51V52H109ZM165 51V50H164ZM168 51V52H167ZM172 51H174V50H172ZM170 52L169 53V50H166V52L165 53H163V55L161 56V59H162V62L164 61L165 63L166 62H168L169 60H170V58H171V56H173L175 53H173V52ZM187 51H183V52H187ZM225 51V50H224ZM232 52H234L233 50H231ZM12 52V51H11ZM33 53H34V51H32ZM50 53H47V57H49L52 53V55H54L55 54V56H56V52L54 53L52 50L51 51H49ZM91 52V51H90ZM108 52H105V53H107L108 54ZM109 52V53H110ZM183 52H181V53H183ZM237 52H238V50H237ZM70 53V52H69ZM94 53V52H93ZM117 53V52H116ZM173 53V54H172ZM228 53V52H227ZM42 54V53H41ZM46 54V53H45ZM67 54H68V52H67ZM121 54V53H120ZM159 54H161V53H159ZM172 54V55H171ZM184 54V53H183ZM229 54V56H231L230 55V53H228ZM233 54H238V53H233ZM254 54V53H253ZM263 54V53H262ZM29 55H31V54H29ZM49 55V56H48ZM65 55V54H64ZM62 56V54L60 55L61 57H62V59L60 60V61H63V65H65V67H64V69L67 67V70H64V74H63V72H62V76L59 78V79H55V80H53V81H51L50 83H48V84H46V86L43 88V90L41 91V92H39V94L37 95V97L35 98V99H33V101H32V103H29V107L26 109V111H25V113H23L24 115L21 117V122H20V124H21V128L19 129V130H14V131H11V132H5V134H4V136H0V167L2 166V158H1V153H2V151L4 150V148H5V146H6V144L8 143L7 141L9 140V139H11L12 137H15L16 135H25V134H27V133H29L30 132V130L32 129V131H37L38 129L36 128V129H34L35 127H41V126H43L42 125V123H44V121L46 120V122L47 123H49L48 121L49 120H47V119H45L46 118V115H49V114H46L45 116L44 115H42V114H44V112L45 111H49V110H51L52 112H53V114L52 115H50L51 116V118L53 117V120L57 117V115L59 114V112L61 111H63L64 110V107L66 106V105H64V107L63 106H61L62 105V102H61V100L64 98V93L66 92V91H68V90H75L74 91V94H76L75 95V98H76V103H77V101H80L82 98H83V91H81L83 88H84V84H83V87L81 86V83L82 82H86V88H93L94 89V93L98 96V97H106L107 99H108V101H109V106L111 107V108H113L116 112H117V114H119V115H121V117L120 118H125V116H123L122 117V115H123V108L125 109V106L124 107H122L124 104H127L126 102H124L125 101V99L123 100V93L124 92H122V90L126 87V85H129V84H126L128 81L129 82H135V81H137L136 83H138V80L140 79V77L142 78V76H141V74L140 73H136L137 71H135V73L134 74H131L129 77H128V81H127V79H125V82L123 83V85H125V86H122L121 87V89H120V91H121V96L120 95H117L116 93H118V92H116V93H114L113 92V90L111 89V87L110 86H107L108 84H110L109 82H108V84L107 85H100L98 82H97V76H96V74H95V72L96 71H94V73H93V71H91V69H92V67H93V65H95V63L94 64H92L91 65V63L88 61V60H86V59H84L83 58V54H82V56H79V57H75L76 59H72L73 61H69V59H68V55H67V58L65 59V56ZM72 55V54H71ZM81 55V54H80ZM110 55H112V54H110ZM239 55V54H238ZM245 55V56H244ZM264 55V54H263ZM23 56H24V54H23ZM41 56V55H40ZM59 56V57H60ZM108 56V55H107ZM113 56V55H112ZM121 56H123V55H121ZM158 56V55H157ZM226 56V57H225ZM235 56V55H234ZM251 56H252V54H251ZM32 57V56H31ZM38 57V56H37ZM45 57V56H44ZM88 57V56H87ZM109 57V56H108ZM114 57V56H113ZM147 57H150V56H147ZM174 57V56H173ZM241 57V56H240ZM23 58V57H22ZM25 58V57H24ZM33 58V57H32ZM51 58H54V56L52 57L51 56ZM91 58V57H90ZM132 58V61L134 62V58L133 57H131ZM145 58V57H144ZM158 58V57H157ZM228 58V57H227ZM233 58V57H232ZM261 58V57H260ZM44 59H46V58H44ZM44 59H43V61H44ZM109 59V58H108ZM146 59V58H145ZM235 59H236V64L237 65H239V63L237 62V60H239V59H237L236 58V56H235ZM234 59V60H235ZM32 60V59H31ZM36 60V59H35ZM42 59L40 58V60L38 59V61L40 62ZM58 60V61H59ZM64 60H65V62H64ZM148 60H150V58L148 59ZM155 60V59H154ZM153 60V61H154ZM233 60V59H232ZM243 60L245 61L246 59H244L243 58ZM261 60V59H260ZM29 61V60H28ZM28 61H26V62H28ZM50 61H52L51 59H50ZM59 61V62H60ZM107 61V60H106ZM263 61H264V59H263ZM42 62V61H41ZM40 62V63H41ZM68 62V63H67ZM146 62V61H145ZM150 62H152V61H149V64H150ZM163 62V63H164ZM191 62V61H190ZM239 62H243L242 60L241 61H239ZM29 63V62H28ZM61 63V62H60ZM135 63V62H134ZM138 63H140V62H138ZM141 63H142V61H141ZM172 63H173V61H172ZM234 63V64H235ZM244 63V62H243ZM242 63V64H243ZM260 63H263V62H260ZM44 64V63H43ZM61 64V65H62ZM130 64V63H129ZM144 64V63H143ZM155 64H156V61H155ZM155 64H152V65H155ZM248 64V63H247ZM23 65V64H22ZM63 65H62V68H63ZM67 65V66H66ZM151 65V64H150ZM160 65H162V63L160 64ZM160 65H158L159 67H160ZM170 66H171V64H169ZM168 65V66H169ZM175 65V64H174ZM263 65V64H262ZM19 66V65H18ZM40 66V65H39ZM134 66V65H133ZM143 66V65H142ZM146 66H148V64L146 63ZM168 66L166 67V65H165V67L168 69V70H171L170 68H172V66L171 67H169L168 68ZM235 66V65H234ZM243 66V65H242ZM11 67V66H10ZM17 67V66H16ZM24 67H26V66H24ZM44 66L42 65V67L41 68H43ZM47 67V66H46ZM46 67H44V68H46ZM125 67V66H124ZM135 67V66H134ZM151 67H153V66H151ZM156 67H157V65H156ZM177 67V66H176ZM257 67V66H256ZM255 67V68H256ZM3 68H4V66H3ZM20 68V67H19ZM30 68V67H29ZM59 68H61V67H59ZM139 68V67H138ZM181 68H183V66H181ZM238 68H240V66L238 67ZM245 68V67H244ZM17 69V68H16ZM162 69V68H161ZM186 69H189V67L188 68H186ZM193 69H191L192 71H193ZM232 69H234V68H232ZM237 69V68H236ZM240 69H242V68H240ZM6 70V69H5ZM8 70V69H7ZM6 70V71H7ZM10 70V69H9ZM24 70H25V68H24ZM28 70V69H27ZM60 70H62V69H60ZM108 70H109V68H108ZM107 70V71H108ZM129 70V69H128ZM132 70H133V68H132ZM131 70V71H132ZM150 70H151V68H150ZM152 70H153V68H152ZM167 70V71H168ZM173 70H174V67H173ZM173 70H171V71H173ZM175 70L176 71H174L173 72V74L170 72V74H169V76L168 75H166V74H168L167 73V71H165L164 70V72H166V73H163L164 75L162 76V80L165 78L164 76H168V77H170V76H172V77H174V80H172V81H175V79H178L177 78V76H178V74H180V73H178V71H177V69L175 68ZM178 70H180L179 68H178ZM183 70V69H182ZM243 70V69H242ZM256 69H254V70H252L253 71V73L254 74H256L257 73V77H258V71H255ZM258 70V69H257ZM260 70H262V69H260ZM0 71H2L1 70V68H0ZM11 71V70H10ZM9 71V72H10ZM101 71V70H100ZM106 70H105V74H103V76L102 77H104V75H105V79H106V73H108ZM110 71V70H109ZM124 71H127V70H124ZM134 71V70H133ZM140 71V70H139ZM149 71V70H148ZM147 71V72H148ZM154 71V70H153ZM163 71V70H162ZM234 71H237V70H234ZM241 71V70H240ZM239 71V72H240ZM39 72H40V70H39ZM130 72V71H129ZM141 72V71H140ZM146 72V73H147ZM150 72V71H149ZM148 72V73H149ZM152 72V71H151ZM161 72V71H160ZM176 72V77L175 76H173V75H175L174 73ZM180 72V71H179ZM239 72H237L238 74H239ZM256 72V73H255ZM263 72V71H262ZM13 73V72H12ZM15 73V72H14ZM98 73V72H97ZM102 73V72H101ZM178 73V74H177ZM230 73V72H229ZM235 73V72H234ZM241 73V72H240ZM248 73H250V71L248 72ZM22 74V73H21ZM109 74V73H108ZM111 74V73H110ZM116 74H118V73H115V75ZM151 74V73H150ZM149 74V75H150ZM162 74V73H161ZM160 74V75H161ZM184 74H186L185 72H184ZM184 74H183V76H184ZM192 74V73H191ZM233 74V73H232ZM242 74V76H243V74L244 73H241ZM251 74V73H250ZM7 75H8V73H7ZM10 75V74H9ZM19 76H20V74H18ZM113 75H114V73H113ZM114 75V76H115ZM119 75V74H118ZM146 75V74H145ZM148 75V76H149ZM151 75H153V74H151ZM224 75V74H223ZM234 75V74H233ZM237 75V74H236ZM245 75V74H244ZM246 75L248 76V78H249V76L250 75H248L247 74V72H246ZM260 75V74H259ZM263 75V74H262ZM11 76H13L12 74H11ZM19 76H17V78H19V79H16V78H14V79H16L17 80V84L18 83H20L21 81H22V79L19 77ZM24 75H22V77H23ZM107 76H109V75H107ZM121 76V75H120ZM125 76H126V74H125ZM181 76H182V74H181ZM186 76V75H185ZM228 76H229V74H228ZM227 76V77H228ZM241 76V75H240ZM15 77V76H14ZM28 77V76H27ZM151 77V76H150ZM156 77V76H155ZM171 77V78H172ZM226 77V78H227ZM234 77V76H233ZM261 77V76H260ZM2 78V77H1ZM13 78V77H12ZM29 78V77H28ZM114 78V77H113ZM117 78V77H116ZM121 78V77H120ZM152 78H153V76H152ZM157 78V77H156ZM199 78V77H198ZM207 78H206V80H207ZM229 78H230V76H229ZM228 78V79H229ZM231 78H232V76H231ZM235 78V77H234ZM234 78H232V80L234 79ZM246 78V77H245ZM256 78V77H255ZM3 79V78H2ZM7 79V78H6ZM8 79H10V78H8ZM13 79V80H14ZM27 79V78H26ZM31 79V78H30ZM29 79V80H30ZM33 79V78H32ZM46 79V78H45ZM44 79V80H45ZM109 79H111V76H110V78ZM119 78H117L116 80H118ZM154 79V78H153ZM197 79V78H196ZM201 79V77L199 78V80ZM236 79V78H235ZM241 79V78H240ZM244 79V78H243ZM258 79V78H257ZM257 79H255V80H257ZM262 79V78H261ZM264 79V78H263ZM4 80V79H3ZM2 80V81H3ZM12 80V79H11ZM19 80V81H18ZM99 80H101V78H99ZM108 80V79H107ZM120 80V79H119ZM147 80V79H146ZM158 80H159V78H158ZM199 80H196V82L198 81L199 82ZM230 80V79H229ZM5 81H7V80H5ZM15 81V80H14ZM24 81H26L25 79H24ZM50 81V80H49ZM127 81V82H126ZM144 82H145V80H143ZM153 81V80H152ZM156 81H157V79H156ZM166 81V80H165ZM214 81V80H213ZM222 81V80H221ZM226 81V80H225ZM260 81V80H259ZM4 82V81H3ZM118 82V81H117ZM128 82V83H129ZM139 82H141V80L139 81ZM148 82H149V84H150V81L148 80ZM148 82H147V84H148ZM203 82V81H202ZM234 82V81H233ZM240 82H242V80L240 81ZM258 82V81H257ZM6 83H8V81L6 82ZM24 82L22 81V84H23ZM30 83V82H29ZM39 83V82H38ZM115 83H116V81H115ZM165 83V82H164ZM204 83H207V82H203L202 84L204 85ZM235 83V82H234ZM262 83H264V81H262ZM16 84V85H17ZM40 84V83H39ZM42 84V83H41ZM140 84V83H139ZM145 84H146V82H145ZM209 84H210V82H209ZM226 85H228L227 83H225ZM252 84L253 83H251V86H252ZM254 84H256V82L254 83ZM9 85V84H8ZM10 85H11V83H10ZM19 85H21V83L19 84ZM44 85V84H43ZM116 85V84H115ZM118 85H119V82H118ZM199 85H201V84H199ZM198 85V87H200ZM203 85H201L202 87H203ZM208 85V84H207ZM222 85V84H221ZM220 85V86H221ZM237 85V84H236ZM250 85V84H249ZM112 86V85H111ZM206 86V85H205ZM210 86V85H209ZM230 86V83H229V85H228V87ZM235 86V85H234ZM239 86H240V84H239ZM245 86H247V85H245ZM256 86H257V84H256ZM17 87H19V86H17ZM17 87H15V89L17 88ZM23 87V85L21 86V88ZM116 87V86H115ZM149 87H152L151 85H149ZM148 87V88H149ZM85 88V90H84V93H85V91L87 90ZM144 88V87H143ZM210 88V87H209ZM208 87H206V89L207 90H210ZM212 88V87H211ZM241 88H242V86H241ZM247 88V87H246ZM245 88V89H246ZM114 89V88H113ZM126 90H127V88H125ZM203 89V88H202ZM204 89H205V87H204ZM215 89H217L216 87H215ZM223 89V88H222ZM233 89V88H232ZM244 89V90H245ZM255 89H257V88H255ZM19 90H20V88H19ZM116 90V89H115ZM146 90V89H145ZM153 90V89H152ZM150 90L149 91V89L146 91V92H148L149 93V95L151 96V98L152 97H154L153 95H156V94H153V95H151V93L152 92H155L156 90ZM199 90V89H198ZM219 90H221V89H219ZM227 90V89H226ZM231 90V89H230ZM237 90V89H236ZM239 90V89H238ZM237 90V91H238ZM242 90V89H241ZM244 90H242V91H244ZM2 91H4V90H1V92ZM119 91V90H118ZM123 91H125V90H123ZM200 91V90H199ZM204 91V90H203ZM212 91V90H211ZM216 91V90H215ZM76 92V93H75ZM144 92V91H143ZM208 92V91H207ZM232 92H234V91H232ZM239 92V91H238ZM238 92H236V93H238ZM251 92V91H250ZM249 92V93H250ZM10 93V92H9ZM156 93H157V91H156ZM163 93V92H162ZM165 93H167V92H165ZM164 93V94H165ZM180 93H181V91H180ZM204 93H206V92H204ZM204 93H202L201 92V94H204ZM217 93H219V92H217ZM72 94V93H71ZM94 94V95H95ZM119 94H120V92H119ZM144 94H147V93H144ZM211 94V93H210ZM220 94V93H219ZM227 94V93H226ZM232 94V93H231ZM235 94V93H234ZM243 95H244V92L242 93ZM70 95V94H69ZM126 95V94H125ZM160 95V94H159ZM167 95H169L168 93L165 95L166 97H168ZM179 95V94H178ZM239 95V94H238ZM243 95H241V96H243ZM245 95H246V92H245ZM249 95V94H248ZM8 95H6L5 97H7ZM68 96V95H67ZM71 96V95H70ZM97 96H96V99L98 100L99 98H97ZM148 96V95H147ZM149 96V97H150ZM158 96V95H157ZM219 96V95H218ZM229 96V95H228ZM145 97V96H144ZM160 97H162V96H160ZM165 97V98H166ZM170 97V96H169ZM173 98H174V94H173V96H172ZM203 97H204V99L205 98H208V97H205L204 95H203ZM210 97V96H209ZM227 97V96H226ZM226 97H223V98H226ZM245 97V96H244ZM251 97V96H250ZM13 98V97H12ZM15 98V97H14ZM67 98V97H66ZM95 98V97H94ZM106 98H104V101L106 100L107 101V99ZM124 98H125V96H124ZM150 98V99H151ZM158 97H156V99H157ZM171 98V97H170ZM173 98H171V100L173 101L171 104L173 105V103H174V99ZM180 98H181V96H180ZM223 98H221V99H223ZM232 98H233V96H232ZM248 98V97H247ZM16 99V98H15ZM72 99H74V98H72ZM149 98H145L144 100H145V102H146V100L147 101H149L148 100ZM153 99V98H152ZM151 99V100H152ZM169 99V98H168ZM178 99H179V97H178ZM200 99H202V98H200ZM219 99H220V97H219ZM229 99V98H228ZM245 99V100H244ZM242 98L241 100H240V109H238V111L235 109L236 107H235V104L233 105V104H230V103H227V104H229V106L231 105V106H233V107H229V111H228V108L226 109V108H224V105H222L223 107H222V109L221 110H223V108L224 109H226L227 111H228V114H227V112H226V116L228 117V116H230V117H228V119L226 120V116H224V114H223V116L225 117L224 119H220V117L219 116H215L214 115V113H213V115L212 116H214V118H213V120H216V121H213L214 123L216 122V124H218L217 125V128H218V126H220L219 128H221L222 129V133H223V137H222V139H224V141H225V139L228 141L231 137H230V134H231V132H232V128H233V123L232 122H234V121H232L234 118H235V124H239L238 126H240V128H239V130L241 129L242 131H243V135H248L250 132H253V131H257L258 130V128H260L259 127V123H261L259 120L260 119H262V118H260V119H258L257 120V118H258V116L259 115H257V113L255 112V110H254V107L256 106H258L259 105V103H258V105H252V106H254V107H252L250 104H249V102H250V99H249V101L248 100H246V97L245 98ZM1 100L3 101V99L1 98ZM7 100H9V98L7 97V99H5V101H4V104L5 103H7ZM45 100V104H44V106L42 105L43 104V102L42 101H44ZM64 100V99H63ZM153 100H155V98L153 99ZM171 100H169V101H171ZM181 100V99H180ZM234 100V99H233ZM238 100V99H237ZM261 100V99H260ZM10 101H12L11 99H10ZM99 101H101V100H99ZM103 101V102H104ZM107 101V102H108ZM157 101V100H156ZM165 100L163 99V102H164ZM205 101V100H204ZM223 100H221V102H222ZM224 101H225V99H224ZM231 101V100H230ZM230 101H228V102H230ZM9 102V101H8ZM42 102V103H41ZM98 102V101H97ZM106 102V103H107ZM161 102H162V99H161ZM168 102V101H167ZM201 102H202V100H201ZM206 102L208 103V102H210V101H207L206 100ZM226 102H227V100H226ZM225 102V103H226ZM251 102H253V101H251ZM14 103V102H13ZM147 103V102H146ZM169 103V102H168ZM169 103V104H170ZM238 103H239V101H238ZM2 105H3V103H1ZM12 104V102H10V105ZM99 104V103H98ZM105 104V103H104ZM123 104V105H122ZM145 104V103H144ZM203 105H204V103H202ZM220 104V103H219ZM253 104V103H252ZM261 104V103H260ZM2 105H0L1 106V108H2ZM13 105V104H12ZM171 105V106H172ZM177 105H178V103H177ZM202 105V106H203ZM209 105V104H208ZM264 105V104H263ZM6 106V105H5ZM43 106V107H42ZM68 106V105H67ZM99 106V105H98ZM105 106V105H104ZM127 106V105H126ZM153 106V105H152ZM168 106H170V105H168ZM170 106V107H171ZM175 106V105H174ZM174 106H172V108H174ZM188 106V105H187ZM212 106V105H211ZM225 106H227V105H225ZM237 106V105H236ZM260 106H262V105H260ZM259 106V107H260ZM9 108H11L10 106H8ZM13 107V106H12ZM101 107V106H100ZM106 107V106H105ZM105 107H103V109L105 108ZM179 107V106H178ZM217 107H219V105L217 106ZM264 107V106H263ZM0 108V109H1ZM69 108V107H68ZM102 108V107H101ZM177 108V106L175 107V109ZM7 109V108H6ZM99 109V108H98ZM150 109V108H149ZM154 109V108H153ZM183 109V108H182ZM215 109H216V107H215ZM219 109V108H218ZM218 109H217V112H218ZM257 109V108H256ZM5 110V109H4ZM9 110V109H8ZM67 109H65V111H66ZM69 110H71V109H68L67 110V112L69 111ZM77 110V109H76ZM87 110H89V109H87ZM101 110V109H100ZM99 110V111H100ZM104 110H107V109H104ZM110 109H108V111H109ZM113 110V111H114ZM126 110V109H125ZM144 110V109H143ZM171 110V109H170ZM234 110H236V112L234 111ZM1 111H3V110H1ZM79 111V110H78ZM77 111V112H78ZM107 111V112H108ZM136 111H138V110H136ZM135 111V112H136ZM153 111V110H152ZM172 111H176V110H172ZM205 111H207V109H205ZM209 112L208 113H210V110H208ZM215 111V110H214ZM262 111V110H261ZM6 112V111H5ZM4 112V113H5ZM8 112V111H7ZM50 112V111H49ZM60 112V113H61ZM89 112V111H88ZM92 112V111H91ZM124 112H126V111H124ZM129 112V111H128ZM140 112V111H139ZM171 111H169L168 113H170ZM177 113H178V110L176 111ZM175 112V113H176ZM212 112V111H211ZM220 112V111H219ZM258 112V111H257ZM3 113V112H2ZM9 113V112H8ZM7 113V114H8ZM64 112H62V114H63ZM69 113V112H68ZM102 113V112H101ZM105 113V112H104ZM104 113H103V115H104ZM134 113V112H133ZM174 113V112H173ZM183 113H185V112H183ZM221 113H222V111H221ZM231 113V114H230ZM259 113V112H258ZM262 113V112H261ZM1 114V113H0ZM12 114V113H11ZM74 114V113H73ZM78 114H79V112H78ZM90 114V113H89ZM109 114V113H108ZM113 114V113H112ZM127 113H124V115H126ZM139 114V113H138ZM141 114H142V112H141ZM153 114V113H152ZM207 113H205L204 115H206ZM212 114V113H211ZM216 114V113H215ZM2 115H5V114H2ZM60 116H61V114H59ZM58 115V116H59ZM105 115H106V113H105ZM111 115V114H110ZM145 115V114H144ZM144 115H142L141 117H144ZM209 115V114H208ZM207 115V116H208ZM221 115V114H220ZM98 116V115H97ZM99 116H102V114L100 115V113H99ZM98 116V117H99ZM116 116V115H115ZM152 116V115H151ZM150 116V117H151ZM170 116V115H169ZM168 116V117H169ZM172 116V115H171ZM177 116V115H176ZM175 116V117H176ZM182 116V115H181ZM6 117V116H5ZM4 117V118H5ZM74 117V116H73ZM72 117V115H71V118H73ZM89 117V116H88ZM87 117V118H88ZM146 117V116H145ZM156 117V116H155ZM180 117V116H179ZM176 117V118H178V120H176V118L175 119H173L172 121L173 122H171L170 124H172L173 123V125L174 126H172V128L170 129L168 126H167V128H169V129H167V130H170V132H172V131H174L173 129H176L177 128V124L179 125V123H177V121H179L182 117ZM186 117H187V115H186ZM217 117H219V119H217ZM232 117V118H231ZM8 118H9V116H8ZM66 118V117H65ZM75 118V117H74ZM86 118V119H87ZM110 118V117H109ZM117 118H118V116H117ZM126 118H129V117H126ZM172 118H174V117H172ZM171 118V119H172ZM209 118H212V117H210L209 116ZM2 119V117L0 116V120ZM18 119V118H17ZM84 120V124H85V121H87V120ZM136 119V118H135ZM149 116H148V118L146 117V118H144V121L146 122V120H148V122H149ZM4 120H7V117H6V119H4ZM60 120V119H59ZM64 120V119H63ZM66 120V119H65ZM64 120V121H65ZM68 121H69V119H67ZM71 121L72 120H74V119H70ZM79 120V119H78ZM77 120V121H78ZM114 118H113V123H115L114 122ZM128 120V119H127ZM142 120V119H141ZM164 120V119H163ZM207 120H209V119H207ZM212 120V119H211ZM8 121V120H7ZM57 121H58V117H57ZM71 121H69V122H71ZM92 121V120H91ZM99 121V120H98ZM137 121L139 122V120L137 119ZM144 121H142V122H144ZM176 121V124L174 123ZM185 121V120H184ZM188 121V120H187ZM232 121V122H231ZM262 121V120H261ZM18 122H19V120H18ZM58 122H60V121H58ZM66 122V121H65ZM101 122V119H100V121H99V123ZM112 122V121H111ZM125 122V121H124ZM124 122H123V124H124ZM147 122V123H148ZM180 122V121H179ZM181 122H182V120H181ZM180 122V123H181ZM211 122V121H210ZM12 123V122H11ZM17 123V122H16ZM50 123H51V121H50ZM98 123V122H97ZM97 123H95V125L97 124ZM102 123H103V121H102ZM110 123V122H109ZM113 123H111L112 124V129L111 130H108V131H110L111 133H113V132H116V131H113L114 130V128H113ZM129 123V122H128ZM183 123L184 122H182L181 123V125H183ZM185 123H186V121H185ZM19 124V123H18ZM76 124V123H75ZM83 124V123H82ZM89 124H90V122H89ZM119 124V126H121L120 125V123H118ZM118 124H116V125H118ZM153 124L154 123H152V124H150V125H152L153 126ZM167 124V123H166ZM166 124H165V126H166ZM169 124V126L171 127V125ZM210 124V123H209ZM76 125H78V123L76 124ZM91 125H93V124H91ZM109 125V124H108ZM115 125V124H114ZM126 125H127V123H126ZM139 125H142L143 126V124H141V123H139ZM160 125V124H159ZM161 125H163V123L161 124ZM175 125H176V127H175ZM237 125H235V127L236 128H238L237 127ZM5 126V125H4ZM48 126V125H47ZM47 126H45V127H47ZM65 126V125H64ZM118 126V127H119ZM165 126H163V127H165ZM260 126H262L261 124H260ZM1 127V126H0ZM8 127V126H7ZM20 127V126H19ZM87 127V126H86ZM90 127H92V126H90ZM103 127V128H102ZM102 127L100 128L99 126H98V128L95 130V127H94V129H93V136L92 137H96V136H100L104 131L103 130H105L106 131V129H105V127H104V125H102ZM123 127H124V129H123ZM156 127V126H155ZM174 127V128H173ZM213 128H215L214 126H212ZM17 128V127H16ZM57 128V127H56ZM59 128V127H58ZM72 128V127H71ZM70 128V129H71ZM77 128V127H76ZM80 128V127H79ZM82 128H84V127H82ZM121 129V131H122V133H125L124 132V130H125V124H124V126H122V127H120ZM140 128V127H139ZM150 128V127H149ZM153 128H154V126H153ZM159 128V130H160V127H158ZM180 128V127H179ZM209 128V127H208ZM264 128V127H263ZM108 129H110V128H108ZM119 128H117V130H118ZM143 129H145V128H143ZM143 129H142V131H143ZM185 129V128H184ZM203 129V128H202ZM3 130V129H2ZM39 130H41L42 132H45L44 130H42V127L39 129ZM60 130H62V129H60ZM82 130V129H81ZM81 130H80V134H82V132H84V131H82L81 132ZM84 130H86L85 128H84ZM88 130V129H87ZM91 130V129H90ZM115 130H116V128H115ZM120 130H118L119 131V133L121 134V132H120ZM138 130H140V129H138ZM151 130V129H150ZM154 130V129H153ZM161 130H162V127H161ZM172 130V131H171ZM178 130V129H177ZM193 130V129H192ZM201 130V129H200ZM236 131L238 130V129H235ZM260 130H262V129H260ZM31 131V132H32ZM103 131V132H102ZM147 131H149V130H147ZM164 131H166V130H164ZM189 131V130H188ZM191 131V130H190ZM194 131V130H193ZM208 131V130H207ZM206 131V132H207ZM213 131V130H212ZM241 131V132H242ZM30 132V134L32 135V133ZM41 132V133H42ZM56 132V131H55ZM150 132V131H149ZM166 132H168V131H166ZM177 131H175V133H176ZM203 132V131H202ZM209 132V131H208ZM211 132V131H210ZM76 134H78V136H79V132L77 133V131L75 132ZM91 133V132H90ZM100 133V134H99ZM161 133V132H160ZM175 133H173V135L175 134ZM180 133V132H179ZM187 133L189 134V136H190V132H187L186 131V133L184 132V134H186L187 135ZM196 133V132H195ZM205 133V132H204ZM218 133V132H217ZM240 133V132H239ZM262 133V132H261ZM264 133V132H263ZM34 134V133H33ZM37 134V133H36ZM38 134H40V133H38ZM84 134V136H85V134H86V132H84L83 133ZM88 134H89V132H88ZM92 134V133H91ZM106 134V133H105ZM127 134V133H126ZM126 134H125V136H126ZM129 134V133H128ZM152 134V133H151ZM155 134H157V133H155ZM181 134V133H180ZM179 134V135H180ZM193 135H194V132L192 133ZM237 134V133H236ZM1 135V134H0ZM29 134H27V136H28ZM35 135V134H34ZM59 135V134H58ZM70 135H72V134H70ZM69 135V136H70ZM87 135V134H86ZM90 135V134H89ZM95 135V136H94ZM159 135V134H158ZM157 135V136H158ZM169 135V134H168ZM171 135V134H170ZM210 135V134H209ZM213 135V134H212ZM27 136H25L24 137V140H25V138L27 137ZM122 136V135H121ZM153 136V135H152ZM160 136V135H159ZM164 136H166V134L164 135ZM174 136H177V135H174ZM189 136H187L188 137V139H189ZM192 136V135H191ZM261 136V135H260ZM31 137V136H30ZM54 137H56V136H54ZM73 137V136H72ZM87 137H89V136H87ZM167 137V136H166ZM181 137H183V138H185L184 136H181ZM211 137V136H210ZM29 138V137H28ZM57 138H58V136H57ZM68 138V137H67ZM66 138V139H67ZM71 138V137H70ZM84 138V137H83ZM125 138V137H124ZM161 138V137H160ZM182 138V139H183ZM197 138H198V136H197ZM214 138V137H213ZM233 138V137H232ZM243 138L245 139V137L243 136ZM261 138H262V136H261ZM88 139H91V137H89ZM86 140L85 142H87V141H89L90 142V140ZM156 139V138H155ZM155 139H154V141H155ZM164 138H162V140H163ZM169 139V138H168ZM173 139V138H172ZM172 139H170V140H172ZM176 139V138H175ZM188 139L186 138V140L188 141ZM190 139H192V137L190 138ZM194 139V138H193ZM198 139H200V137L198 138ZM202 139V138H201ZM206 139V138H205ZM215 139V138H214ZM217 139V138H216ZM221 139V138H220ZM234 139V138H233ZM23 140V141H24ZM57 140H60V139H57ZM68 140V139H67ZM84 140H85V138H84ZM92 140V139H91ZM136 140V139H135ZM150 140V139H149ZM195 140L196 139H194L193 141L195 142ZM207 140V139H206ZM205 140V141H206ZM213 140V139H212ZM219 140V139H218ZM154 141L152 142V143H154ZM179 141V140H178ZM181 141V140H180ZM193 141H192V143H193ZM197 141V140H196ZM199 141V140H198ZM203 141H204V139H203ZM204 141V142H205ZM224 141H219V142H222L223 144H225V142ZM230 141V140H229ZM243 141V140H242ZM246 141H248V143L246 142ZM252 141V140H251ZM60 142V141H59ZM65 142H66V140H65ZM78 142V141H77ZM92 142V141H91ZM91 142H90V144L88 143V144H86V146L88 145H91ZM131 142V141H130ZM150 142H151V140H150ZM157 142H158V140H157ZM161 142V141H160ZM186 142V141H185ZM200 142H202V141H200ZM250 140H245V142L243 141V143L239 146V144L237 143V145L239 146V148H237L236 150H238V151H240L241 150V152H243L242 154V156H240V157H236L237 158V160H235V165H233V166H231L229 169H222L221 168V165H218L217 167H218V170L219 171H215V173L217 172L218 174L219 173H221L223 176H221V174H220V176L222 177V178H224V182L223 183H227V184H230L231 185V190H230V192L232 191L235 195H236V197L235 196H233V197H235V198H237V197H241L242 195H243V189L246 187V186H253L254 188H256V192L258 191L260 194H262L263 195V197H264V159H262L261 160V158H259L258 160H256L254 157H252V155L254 154V151H255V153H257L256 152V149L254 148V146H252V144L250 145ZM260 142V141H259ZM72 143V145L71 146H73V141L71 142ZM71 143H69V144H71ZM79 144L81 143V141L80 142H78ZM77 143V144H78ZM166 143V142H165ZM191 143V144H192ZM206 143H207V141H206ZM211 143H213V142H211ZM216 143V142H215ZM227 143V142H226ZM229 144H228V149L226 148L225 150H229V151H227L228 153L231 151V149L233 148V142L232 141H230V142H228ZM235 143V142H234ZM253 143V142H252ZM65 144V143H64ZM77 144H75L76 145V147H77ZM82 144H84V143H82ZM81 144V145H82ZM130 144H132V143H130ZM155 144V143H154ZM161 144V143H160ZM176 145H177V143H175ZM187 144V143H186ZM191 144H190V142H189V146H191ZM196 144H197V142H196ZM196 144H194L195 146H198V145H196ZM201 144H203V143H201ZM214 144V143H213ZM217 144V143H216ZM215 144V145H216ZM233 144V145H232ZM254 144V143H253ZM256 144V143H255ZM261 144V143H260ZM75 145H74V147H75ZM81 145H79V146H81ZM169 145H171V144H169ZM182 145H185L184 144V140H183V144ZM227 145V144H226ZM226 145L224 146L223 145V147H226ZM78 146V147H79ZM85 146V147H86ZM138 146V145H137ZM175 146V145H174ZM208 145H204L203 147H207ZM257 146V145H256ZM260 146H262V150L264 149L263 147H264V144L262 143ZM75 147V148H76ZM77 147V148H78ZM135 147V146H134ZM178 147V146H177ZM176 147V148H177ZM181 147V146H180ZM180 147H179V149H180ZM184 148H186L185 146H183ZM199 147V146H198ZM209 148H211L210 146H208ZM207 147V148H208ZM217 147H218V145H217ZM223 147H221V148H223ZM234 147H236V146H234ZM71 148V147H70ZM70 148H69V150H70ZM124 149H125V147H123ZM127 148H129V147H127ZM133 148V147H132ZM131 148V149H132ZM173 148V147H172ZM189 148V147H188ZM188 148H186L185 149V151L186 150H188ZM231 148V149H230ZM81 149V148H80ZM129 150L128 149V151L127 152H129V151H132V150ZM133 149H135V148H133ZM178 149V148H177ZM178 149V150H179ZM200 149V148H199ZM212 149H213V147H212ZM218 149H219V147H218ZM79 150V149H78ZM83 150H84V148H83ZM136 150V149H135ZM134 150V151H135ZM139 150V149H138ZM193 150H194V148H193ZM202 150V149H201ZM217 150V149H216ZM225 150L223 151V149L221 150V151H223V152H225ZM233 150V149H232ZM236 150H234V151H236ZM258 150L259 151H261L259 148H258ZM81 151V150H80ZM126 151V150H125ZM125 151H124V156H126L127 154L125 153ZM137 151V150H136ZM184 151V152H185ZM199 151V150H198ZM214 151V150H213ZM220 151V150H219ZM258 151V152H259ZM264 151V150H263ZM122 152H123V150H122ZM121 152V153H122ZM181 152V150H179V153ZM84 153V152H83ZM131 153H133V151L131 152ZM138 153V152H137ZM137 153L135 152L134 154H132V159L130 158V159H128V161L129 160H131L130 161V165L131 164H133V167L131 166V172L130 173H135L137 170L139 171V173H141L140 172V169H142V163L141 162H144L143 160L141 161V155H139L140 156V158L138 157V155H137ZM186 153V152H185ZM189 153V152H188ZM194 153H196V150H195V152ZM218 153H220V152H218ZM260 153H262V152H259L257 155H259ZM77 154H78V152H77ZM126 154V155H125ZM130 154V153H129ZM223 154V153H222ZM225 154V153H224ZM230 154H232V152L230 153ZM236 154V153H235ZM263 154V153H262ZM82 155V154H81ZM121 155H123V154H121ZM192 155V154H191ZM197 155H198V152H197ZM221 155V154H220ZM114 156V155H113ZM179 156V155H178ZM188 156V155H187ZM194 156V155H193ZM192 156V157H193ZM196 156V155H195ZM81 157V156H80ZM85 157V156H84ZM120 157H122V156H120ZM127 157V156H126ZM125 157V158H126ZM184 157L185 156H183V159H184ZM188 157H190V156H188ZM199 157V156H198ZM214 157H217V156H214ZM234 157V156H233ZM123 158V157H122ZM217 158H219V157H217ZM180 159V158H179ZM191 159H193L194 160V158H190L189 160H191ZM197 159H199V158H197ZM197 159H196V162H199V161H197ZM233 159V158H232ZM64 159H62L61 161H63ZM121 160V159H120ZM125 161H127L126 159H124ZM219 160V159H218ZM187 161V160H186ZM65 162H67V161H65ZM218 162V161H217ZM58 163H59V161H58ZM122 163H123V160H122ZM126 163V164H125ZM124 163V165L123 166H126V165H128L129 166V163L127 164V162H125ZM145 163V162H144ZM143 163V164H144ZM188 163H189V161H188ZM192 163V162H191ZM212 163H214V162H211V164ZM60 164H62V162L60 163ZM65 163H63V165H64ZM192 164H194V161H193V163ZM210 164V165H211ZM18 165V164H17ZM58 165V164H57ZM144 165H146V164H144ZM184 165V164H183ZM197 165V164H196ZM180 166V165H179ZM184 166H186V165H184ZM212 166H214V165H212ZM212 166L210 167V168H212ZM44 167H47L46 166V163L44 164ZM52 167V166H51ZM199 167V166H198ZM124 168V167H123ZM128 170L130 169V167L128 168V167H126ZM133 168V169H132ZM143 168H145V167H143ZM181 168H182V166H181ZM191 168V167H190ZM208 168V167H207ZM210 168H208V170L207 171H209V169ZM126 169V170H127ZM185 169V168H184ZM189 169V168H188ZM51 170V169H50ZM125 170V169H124ZM144 170V169H143ZM47 171V170H46ZM137 171V172H138ZM142 171V170H141ZM182 171V170H181ZM186 171H188V170H186ZM201 171V170H200ZM127 172V171H126ZM196 172V171H195ZM143 173H144V171H143ZM186 173V172H185ZM184 173V174H185ZM191 173H192V171H191ZM204 173V172H203ZM207 172H205V176L206 175H208V173L206 174ZM52 174V173H51ZM83 174V173H82ZM137 173H135L134 175H136ZM183 174V173H182ZM184 174H183V176H184ZM187 174L189 175V171L187 172ZM186 174V176H187V178H186V176H184L186 179H191L190 177L192 176V175H194V171H193V173L191 174V175H189V178H188V175ZM52 175H54V173L52 174ZM201 175V174H200ZM204 175V174H203ZM209 175H211V173H210V171H209ZM85 176V175H84ZM132 176V175H131ZM137 176V175H136ZM139 176V175H138ZM141 176V175H140ZM199 176V175H198ZM13 177H15L14 175H13ZM12 177V178H13ZM107 177V176H106ZM106 177H104L105 179H106ZM111 177V176H110ZM115 177V176H114ZM184 177H179V178H184ZM193 177V176H192ZM218 177V176H217ZM43 178H47L46 176H44ZM108 178V177H107ZM194 178V177H193ZM206 178V177H205ZM210 178V177H209ZM15 179V178H14ZM49 179V178H48ZM109 179V178H108ZM111 179H113V178H111ZM132 179V178H131ZM198 179H201V176H200V178H198ZM16 180V179H15ZM44 180V179H43ZM43 180H42V182H43ZM84 180V179H83ZM103 180V179H102ZM114 180V179H113ZM183 180V179H182ZM194 180L196 181V179L194 178ZM203 180H204V177H203ZM202 180V181H203ZM210 180V179H209ZM213 180V179H212ZM211 180V181H212ZM46 181H48L47 179H46ZM114 181H116V180H114ZM114 181H113V183H111V184H108L107 183V185H108V187H111L110 185H112V184H114ZM185 181H187V180H185ZM190 181V180H189ZM205 181H207V180H205ZM219 181H220V178H219ZM221 181H223V179L221 180ZM221 181H220V183H221ZM11 182H13V180L11 181ZM111 181H109V183H110ZM120 182V181H119ZM169 182V181H168ZM178 184H179V182L178 181H176ZM184 182V181H183ZM182 182V183H183ZM193 182V179H191V183ZM208 182V181H207ZM189 183V182H188ZM197 183V182H196ZM195 183V185H199V184H196ZM215 183V182H214ZM106 184V183H105ZM104 184V185H105ZM121 184V183H120ZM170 184V183H169ZM173 184V183H172ZM177 184V185H178ZM180 184H181V182H180ZM179 184V185H180ZM208 184V183H207ZM212 184V183H211ZM100 185V184H99ZM115 185V184H114ZM144 185V184H143ZM193 185V184H192ZM192 185H190L191 187H193ZM203 185V183L201 184V187L202 188H204L205 189V187H206V185H205V183H204V185ZM213 186H214V184H212ZM220 185V184H219ZM229 185V186H230ZM118 186V185H117ZM180 186H182V184L180 185ZM186 186V185H185ZM187 186H189V185H187ZM189 186V187H190ZM205 186V187H204ZM210 182H209V186H207V187H209L210 188ZM96 187V186H95ZM103 187V186H102ZM146 186H144V188H145ZM150 187V186H149ZM195 188L197 187V186H194ZM199 187H200V185H199ZM201 187L200 188H198V189H201ZM104 188H106V187H104ZM117 188V187H116ZM127 188V187H126ZM143 188V189H144ZM212 188V187H211ZM222 188V187H221ZM226 188V187H225ZM230 188V187H229ZM65 189V188H64ZM63 189V190H64ZM92 189H94V188H92ZM91 189V190H92ZM110 189V188H109ZM140 189V188H139ZM146 189V188H145ZM187 189V188H186ZM191 189V188H190ZM198 189H195V190H198ZM208 189V188H207ZM213 189L215 190L216 189V187L214 186L213 187ZM212 189V190H213ZM62 190V191H63ZM95 190V189H94ZM106 190H108L107 188H106ZM149 190V189H148ZM147 190V191H148ZM154 190H156V189H154ZM192 190H193V188H192ZM203 189H201V190H198L199 192L198 193H200V192H203V194L202 193H200V198H201V195H202V198L208 203V204H211V206H213V205H215V203L217 202L216 201V199L217 198H219V197H217L216 196V193L214 194V193H212V192H210V191H207L206 189V191L205 190H203ZM210 190V189H209ZM228 190V189H227ZM226 189H225V191H227ZM251 190H252V188H251ZM65 191V190H64ZM93 191V190H92ZM146 191V190H145ZM145 191H144V193H145ZM55 192V191H54ZM54 192H52V193H54ZM96 192V191H95ZM94 192V193H95ZM104 192V191H103ZM107 192H109V191H107ZM112 192H113V190H112ZM140 192H141V190H140ZM143 192V191H142ZM149 192V191H148ZM155 192V191H154ZM153 192V194H155V195H157V193H154ZM245 192H246V190H245ZM258 192H257V194H258ZM49 193V192H48ZM51 193V192H50ZM48 194L49 195V197H50V195L51 194ZM59 193H60V191H59ZM59 193H58V195H59ZM64 193V192H63ZM105 193V192H104ZM121 193V192H120ZM143 193V194H144ZM150 194H147V193H145L144 194V196L142 197V199L141 200H144V204H146V206L143 204V201H141L140 200V198H139V200L141 201V204L142 205H144L145 206V209H146V207H147V205H148V207L149 206H151L150 204L152 203V201H154L155 199L154 198H156L157 199V197H153V194H152V192H149ZM191 193H194V192H191ZM251 193H252V191H251ZM98 193L96 192V196H98L97 195ZM142 194V193H141ZM152 194V195H151ZM190 194V193H189ZM188 194V195H189ZM197 194V193H196ZM227 194V193H226ZM233 194V195H234ZM53 195V194H52ZM65 194H61V197L62 196H64ZM67 195V194H66ZM91 195H93L92 193H90V196ZM95 195V194H94ZM113 195V194H112ZM126 195H128L127 193H126ZM126 195H124V196H126ZM136 195V194H135ZM232 195V194H231ZM261 195V196H262ZM55 196H57L56 195V193H55ZM55 196H53L54 198H55ZM89 196V195H88ZM109 196H111L110 194H109ZM115 196H116V194H115ZM120 196V195H119ZM122 196V195H121ZM139 196V195H138ZM190 196V195H189ZM193 196V195H192ZM195 196H197V195H195ZM195 196H193V197H195ZM219 196H221V195H219ZM255 196V195H254ZM258 196H259V194H258ZM48 197V196H47ZM59 197V196H58ZM85 197V196H84ZM108 197V196H107ZM118 197V196H117ZM133 197V196H132ZM136 197V196H135ZM135 197H134V200H135ZM145 197V198H144ZM222 197V196H221ZM243 197V196H242ZM62 198H64V197H62ZM67 198H71V197H69V193H68V195H67ZM114 199H116L115 197H113ZM126 198V197H125ZM199 198V199H200ZM223 198H224V201H225V199L227 200L228 198H227V196L225 195V197H224V195H223ZM230 198H232V196H230ZM235 198H233L234 200H235ZM243 198H245V197H243ZM259 198V197H258ZM51 199V198H50ZM57 199V198H56ZM84 199V198H83ZM92 199V198H91ZM123 199V198H122ZM136 199H137V197H136ZM154 199V200H153ZM251 199V198H250ZM264 199V198H263ZM53 200V199H52ZM58 200V199H57ZM63 199H61V201H62ZM71 200V199H70ZM108 200V199H107ZM110 200V199H109ZM113 200V199H112ZM130 200H131V196H130ZM219 200V199H218ZM221 200V199H220ZM229 200V199H228ZM60 201V202H61ZM68 201V200H67ZM73 201V200H72ZM84 201V200H83ZM117 201V200H116ZM137 201H138V199H137ZM140 201H138V203L140 204ZM155 201H157V200H155ZM224 201L222 202V203H224ZM239 201V200H238ZM244 201V200H243ZM242 201V202H243ZM249 201V200H248ZM9 202V201H8ZM53 202H54V200H53ZM53 202H51V203H53ZM58 201H56V202H54V204L55 203H57ZM64 202V201H63ZM66 202V201H65ZM80 202V201H79ZM95 202V201H94ZM115 202V201H114ZM241 202V203H242ZM245 202V201H244ZM251 202H252V200H251ZM1 203L2 202H0V205H1ZM10 203V202H9ZM62 203V202H61ZM59 204V205H62V204ZM67 203V202H66ZM75 203H76V201H75ZM82 203V202H81ZM105 203V202H104ZM153 203H155V202H153ZM152 203V204H153ZM218 203V202H217ZM216 203V204H217ZM239 203H240V201H239ZM254 203H255V201H254ZM257 203V202H256ZM261 203V202H260ZM6 204H7V202H6ZM58 204V203H57ZM83 204V203H82ZM98 204V203H97ZM107 204V203H106ZM110 204V203H109ZM133 204H134V201H133ZM139 204H136L137 205V209L138 208H143V206L142 205H139ZM157 203H155V205H156ZM234 204H236V203H234ZM64 205V204H63ZM67 205V204H66ZM68 205H70V204H68ZM71 205H72V203H71ZM79 205V204H78ZM139 205V206H138ZM2 207H4L5 208V206L4 205H1ZM8 206H9V204H8ZM7 205H6V209L5 210H8L9 211V209H7V207H8ZM54 206V205H53ZM56 206V205H55ZM81 206V205H80ZM88 206V205H87ZM104 206V205H103ZM135 206V205H134ZM177 206V205H176ZM175 206V207H176ZM61 207V206H60ZM60 207H58V208H60ZM68 207V206H67ZM97 207V206H96ZM100 207H102L101 205H100ZM99 207V208H100ZM106 207H107V205H106ZM109 207V206H108ZM112 207V206H111ZM117 208H116V210L118 209V206H116ZM227 207H229V205L227 206ZM47 208V210L46 211H49L50 209H48L49 207H46ZM57 208V207H56ZM62 208H64V207H62ZM66 208V207H65ZM71 208H73L72 206H71ZM90 208V207H89ZM93 208V206H91V209ZM94 208H95V206H94ZM99 208H96V209H99ZM103 208V207H102ZM132 208V207H131ZM154 208V207H153ZM179 207L177 206V209H178ZM182 208V207H181ZM235 207H233V209H234ZM237 208V207H236ZM257 208H259V211H260V214L261 215H264V206L262 205H258V207ZM0 209H2V208H0ZM44 209V208H43ZM67 209V208H66ZM68 209H69V207H68ZM77 212H75V213H77L78 214V212L80 211V210H77V208H76V206H75V208H74ZM74 209H72V210H70L71 212H69L68 211V214H70V213H73L72 211L74 210ZM81 209V208H80ZM101 209V208H100ZM99 209V210H100ZM104 209V208H103ZM137 209L135 208V209H133V210H136L137 211ZM151 209V207L150 208H148V210H150ZM171 209V208H170ZM169 209V210H170ZM172 209H174V208H172ZM176 209V210H177ZM180 209V208H179ZM183 209V208H182ZM224 209V208H223ZM230 209V208H229ZM241 209V208H240ZM246 209V208H245ZM55 210V209H54ZM61 212H63L62 210H61V208L59 209ZM74 210V211H75ZM85 210H86V208H85ZM98 210V211H99ZM102 210V209H101ZM107 209L105 208V211H106ZM128 210H130V209H128ZM132 210V211H133ZM142 209H140V210H138V212L139 211H141ZM175 210V209H174ZM175 210V211H176ZM185 210V209H184ZM187 210V209H186ZM238 210V209H237ZM253 210V209H252ZM256 210V209H255ZM258 210V209H257ZM53 211V210H52ZM66 211V210H65ZM64 211V214H66V212ZM84 211V210H83ZM87 211V210H86ZM147 212V209L146 210H144V212ZM167 212H168V210H166ZM172 211V210H171ZM175 211H172V212H175ZM193 211H194V208H193ZM192 211V212H193ZM236 211V210H235ZM249 211V210H248ZM1 212V211H0ZM5 212V211H4ZM10 212V211H9ZM9 212H7V213H9ZM18 212H20V211H18ZM30 212V211H29ZM61 212H59V213H61ZM92 212V211H91ZM94 212V211H93ZM150 212V211H149ZM166 212V213H167ZM186 212V211H185ZM188 212L190 213V211H189V209H188ZM229 212V211H228ZM227 212V213H228ZM242 212V211H241ZM13 213V215L11 214L10 216H12L13 218H14V212H12ZM31 213V212H30ZM59 213H57L56 215H52V217L53 216H55V217H57V215L59 214ZM98 213V212H97ZM102 213V212H101ZM107 213V212H106ZM128 213V212H127ZM179 213V212H178ZM244 213V212H243ZM246 213V212H245ZM259 213V212H258ZM18 214V213H17ZM77 214H76V217H77V219H78V216H77ZM94 214V213H93ZM105 214V213H104ZM130 214H132V213H130ZM134 215H135V213H133ZM148 214V213H147ZM164 214V213H163ZM169 214H171V213H169ZM191 215H189V216H191V217H193L194 218V215H192V213H190ZM224 214V213H223ZM230 214V213H229ZM253 214V213H252ZM257 214V213H256ZM2 215V214H1ZM20 214H18V216H19ZM73 215V214H72ZM75 215V214H74ZM81 215V214H80ZM79 215V216H80ZM86 215V214H85ZM85 215H84V217H85ZM103 215V214H102ZM101 215V216H102ZM138 215V214H137ZM137 215H135L134 217H136ZM141 215H144L143 213L141 214ZM172 215V214H171ZM174 215V214H173ZM176 215H177V212H176ZM179 215V214H178ZM186 215H187V213H186ZM226 215V214H225ZM247 215V214H246ZM6 216V215H5ZM60 216H62L63 218L62 219H64V217H65V215H59V219H60V221H58V222H61V221H63V220H61V217ZM67 216V219L69 218L68 216L69 215H66ZM94 216H95V214H94ZM99 216H100V213H99ZM133 216V215H132ZM188 216V215H187ZM195 216H196V214H195ZM229 216V215H228ZM232 216V215H231ZM231 216H230V218H231ZM75 217V218H76ZM81 217V216H80ZM79 217V218H80ZM170 218H171V216H169ZM173 217H175V216H173ZM191 217H187L188 219H184V220H186L185 222H187L189 225H193V223L191 222V220L193 219V218H191ZM220 217V216H219ZM236 217V216H235ZM241 217H243V215L241 216ZM246 217V216H245ZM258 217V216H257ZM260 217H264V216H260ZM259 217V218H260ZM5 219H7L8 217L6 216V217H4ZM10 218V217H9ZM73 218V217H72ZM82 218V217H81ZM88 218V217H87ZM97 218V217H96ZM99 218V217H98ZM102 218V217H101ZM104 218H105V216H104ZM234 218V217H233ZM259 218H256V219H259ZM4 219V220H5ZM65 220V221H68V220ZM86 219V218H85ZM103 219V218H102ZM123 219V218H122ZM176 219H177V217H176ZM251 219V218H250ZM249 219V220H250ZM261 219V218H260ZM262 219H264V218H262ZM21 220V219H20ZM70 220H71V218H70ZM81 220V219H80ZM82 220H83V218H82ZM140 220V219H139ZM170 220V219H169ZM173 220H175V218L174 219H172V221ZM194 220V219H193ZM10 221V220H9ZM9 221H8V223H9ZM19 221V220H18ZM17 221V222H18ZM78 221V220H77ZM181 221V220H180ZM183 221V220H182ZM181 221V222H182ZM228 221V220H227ZM232 221V220H231ZM248 221V220H247ZM257 221V220H256ZM75 222V221H74ZM74 222H72V223H74ZM185 222H184V224H185ZM193 222H195V221H193ZM259 221H257V223H258ZM6 223V222H5ZM20 223V222H19ZM65 223H67V222H65ZM79 223V222H78ZM77 223V224H78ZM80 223H82V222H80ZM127 223H129V222H127ZM180 223V222H179ZM192 223V224H191ZM10 224V223H9ZM62 224V223H61ZM64 224V223H63ZM70 224V223H69ZM77 224L76 225H74L75 227H73V224H72V227H73V230H76V229H74V228H76V226H77ZM83 224L84 223H82L81 224V226H80V228H82V226H83ZM171 224V223H170ZM174 224H175V221H174ZM177 224H178V221H177ZM250 224V223H249ZM87 225V224H86ZM176 225V224H175ZM188 225V226H189ZM252 225H253V223H252ZM132 226V225H131ZM181 226H183V224L181 225ZM187 226V224L185 225V227ZM188 226H187V228H188ZM245 226V225H244ZM244 226H242V228L244 227ZM247 226V225H246ZM263 226H264V224H263ZM135 227V226H134ZM177 227H178V225H177ZM190 227V226H189ZM250 227V230H253V229H251V226H249ZM18 228V227H17ZM67 230H69V228H71V227H69V225L67 226ZM247 228H248V226H247ZM27 229V228H26ZM65 229V228H64ZM78 229H79V224H78ZM78 229H77V232H74V231H72L71 232V236L73 237V235H72V233L74 232V233H76L75 234V236H77V233H78ZM241 229V228H240ZM245 229V228H244ZM41 230V229H40ZM40 230H38L37 228H35V227H31V228H28L27 230H25L24 232H23V234H21L20 235V233L19 232H16V233H19V234H17L13 239H6V238H4V237H1V240H2V238H3V240L0 242V264H55L56 263V261H57V254H58V249H57V247L55 246V245H51V243H49V242H47L48 244H50V246H47L48 244H46V246H45V241L41 238V240H40V238H37L36 237V235L37 236H41L42 235V233H41V231ZM66 230V229H65ZM249 230V229H248ZM258 230V229H257ZM70 231V230H69ZM244 231V230H243ZM246 231H247V229H246ZM171 232V231H170ZM235 232V231H234ZM233 232V233H234ZM238 232V231H237ZM240 232V231H239ZM252 231H250L249 232V235H250V233H251ZM254 232V231H253ZM252 232V233H253ZM15 233V234H16ZM70 232H68V234H69ZM243 233V232H242ZM247 234H248V232H246ZM80 234V233H79ZM2 235V234H1ZM35 235V236H34ZM81 235H83V234H81ZM238 235V234H237ZM74 236V239L76 238ZM79 236V235H78ZM163 237H164V235H162ZM239 236V235H238ZM69 237V236H68ZM68 237H67V240H68ZM71 237V238H72ZM159 237V236H158ZM158 237H157V239H158ZM185 237H187V235L185 236ZM237 237V236H236ZM248 237V236H247ZM251 237V238H250ZM249 237V239H250V241H251V243H250V245L249 246H251V247H249V249L251 250L250 252L249 251H247L246 250V252H248V254H246V256L245 255H243V258H244V260H246V262H248V263H245V262H243V263H245V264H249L250 263V261L253 259L252 258V254L254 253V252H256L257 254H258V256L261 258V259H264V229L262 228V231H259V232H257V233H255V234H251V236ZM60 238V237H59ZM63 238V237H62ZM61 238V240H62V242H63V239ZM78 238V237H77ZM79 238H80V236H79ZM83 238V237H82ZM154 238V237H153ZM184 238V237H183ZM243 238H244V236H243ZM243 238H241L242 240H243ZM81 239V238H80ZM84 239V238H83ZM87 239V238H86ZM85 239V240H86ZM156 239V238H155ZM185 239V238H184ZM12 240V241H11ZM60 240V239H59ZM59 240H58V242H59ZM148 240V239H147ZM159 240H161V239H159ZM165 240V239H164ZM183 240V239H182ZM235 240H237V238L235 239ZM239 240V239H238ZM241 240V241H242ZM52 241V240H51ZM69 241H70V239H69ZM74 241V240H73ZM75 241H76V239H75ZM167 241H169V239L167 240ZM171 241V240H170ZM186 241V240H185ZM234 241V240H233ZM249 241V242H250ZM81 242V241H80ZM84 242V241H83ZM141 242V241H140ZM157 242H158V240H157ZM163 241H161L160 243V245H157V243H156V240L154 241V243L151 241V243L152 244H154V246L153 245H150V246H153V249H154V252H151V250H149L150 251V255H152V253H153V255L152 256H154L155 255V257H157V261L158 260H160L161 262H158L157 264H160V263H164L165 261H168V259H169V257H171V259H172V257L174 256V255H176V252H179V250L178 251H176V248H180V250H182L181 248L182 247H180L179 246V244H178V246L179 247H177V244L176 243H178V242H176V241H173V243L174 244H176V245H174L173 243V247L170 249V250H168L167 248H166V245L165 244H170V242H164V244L162 243ZM176 242V243H175ZM180 242V241H179ZM182 242V241H181ZM181 242H180V245L182 246V244H183V242H182V244H181ZM187 242V241H186ZM186 242H184V244L183 245H185V243ZM57 243V242H56ZM77 243V242H76ZM143 242H141V244H142ZM148 243V242H147ZM147 243H146V245H147ZM73 244V243H72ZM84 244H86V243H84ZM118 244V243H117ZM144 244V243H143ZM149 244V243H148ZM156 244V245H155ZM163 244V245H162ZM171 244V245H172ZM244 244V243H243ZM242 244V245H243ZM58 245V244H57ZM78 245H80V248H79V246ZM77 246V248H78V250H77V252L78 253H76L75 252V249H72L71 251H72V256L73 257H75L74 255L75 254H78V256H79V249H82V250H85V248L87 247V246H83V243H81V244H78ZM122 245V244H121ZM124 245V244H123ZM164 245H165V248H163L164 247ZM73 245H71V247H72ZM81 246H83L82 248H81ZM103 246V245H102ZM107 246V245H106ZM117 246H120L119 244L117 245ZM125 246V245H124ZM123 246V247H124ZM136 246V245H135ZM150 246H148V247H150ZM169 246V245H168ZM61 247H63V246H61ZM76 246H74V248H75ZM171 247V246H170ZM170 247H168V248H170ZM185 247V246H184ZM186 247H187V245H186ZM195 247H196V245H195ZM84 248V249H83ZM105 248V247H104ZM110 248V247H109ZM147 248V247H146ZM151 248V247H150ZM87 249V248H86ZM103 249V248H102ZM120 249H122V247H120ZM140 249V248H139ZM163 249H167V250H163ZM187 249V248H186ZM124 250H125V252H126V246H125V248H124ZM141 250V249H140ZM146 250V249H145ZM195 250V249H194ZM70 251V252H71ZM110 251V250H109ZM117 251V250H116ZM115 251V252H116ZM196 251V250H195ZM201 251V250H200ZM85 252H89V251H82V254L83 255H81L82 257H85V259H83V261L85 262L86 261V259H88V257H86V256H84V255H88V254H84ZM121 252V251H120ZM124 252V251H123ZM143 252V251H142ZM199 252V251H198ZM107 253V252H106ZM117 253H118V251H117ZM117 253H115V254H117ZM127 253V252H126ZM138 253V252H137ZM136 253V254H137ZM144 253V252H143ZM142 253V254H143ZM175 253V254H174ZM180 253H182V252H180ZM184 253V252H183ZM201 253V252H200ZM40 254V255H39ZM114 254V255H115ZM120 254V253H119ZM123 254V253H122ZM122 254H120V255H118V256H121ZM125 254V253H124ZM147 254H148V251H147ZM146 254V255H147ZM178 254V253H177ZM134 255V254H133ZM145 255V254H144ZM149 255V254H148ZM191 255H194V254H192L191 253ZM198 255H201V254H197V256H196V259L195 258H192V262H194L193 261V259H195V260H197L198 259ZM208 255V254H207ZM78 256L76 257V258H78ZM112 256V255H111ZM132 256V255H131ZM152 256H150V258H146L147 260L148 259H153L154 260V258L152 257ZM178 256V255H177ZM211 257H212V255H210ZM72 257V259H70L69 261H71V260H73L74 258ZM80 257V256H79ZM108 257H110V256H107V258ZM114 257H116V255L114 256ZM126 257H128L127 255H126ZM132 257H134L135 258V256H132ZM140 257H142L141 255L139 256V258ZM164 257H167L166 259L167 260H165L164 259ZM187 257H189V256H187ZM194 257H195V255H194ZM207 257V256H206ZM211 257H210V259L209 260H212L211 259ZM213 257H215L214 255H213ZM255 257H257L256 255H255ZM254 257V258H255ZM90 258V257H89ZM125 258V257H124ZM131 258V257H130ZM138 258V259H139ZM144 258V257H143ZM163 258V260H164V262H162L163 260H161ZM203 258H204V255H203ZM217 259H215V260H217L218 262L219 261H221L220 260V258L219 257H216ZM222 258V257H221ZM81 259V258H80ZM127 259V258H126ZM132 259V258H131ZM171 259H169L170 261H172ZM174 259H175V257H174ZM200 259V258H199ZM201 259H202V257H201ZM257 259H259V258H257ZM261 259H259V260H261ZM92 260V259H91ZM112 260V259H111ZM116 260V258L114 259V261ZM119 260H121V257L119 258ZM119 260H118V262H119ZM185 260V259H184ZM187 260V259H186ZM185 260V261H186ZM191 260V259H190ZM214 260V261H215ZM230 260V259H229ZM239 260H241V259H239ZM78 261H82V260H79V258L77 259V262ZM102 261V260H101ZM114 261H112L111 262V264L114 262ZM122 261V260H121ZM130 261H132V260H130ZM143 261L145 262V260H143L142 259V262L141 263H143ZM156 261V262H157ZM180 261V260H179ZM201 261H202V263H201ZM205 260H199V264H203V262H204ZM214 261H211V263L210 264H212ZM256 261V260H255ZM262 261V260H261ZM68 262V261H67ZM73 261H71V263H72ZM76 262V259H75V261H74V264L75 263H77ZM90 262V260H88V262L87 263H89ZM117 262V263H118ZM128 261L126 260L125 261V263H127ZM136 262V261H135ZM135 262H134V264H135ZM148 262H149V260H148ZM150 262H152V260L150 261ZM149 262V263H150ZM156 262H153V264L155 263L156 264ZM173 262V261H172ZM210 262V261H209ZM229 262V261H228ZM240 262V261H239ZM252 262V261H251ZM257 262V261H256ZM70 263V262H69ZM70 263V264H71ZM103 264H105V262L103 261L102 262ZM106 263H107V260H106ZM132 263V262H131ZM130 263V264H131ZM141 263H138V264H141ZM166 263V262H165ZM164 263V264H165ZM181 263V262H180ZM196 263V262H195ZM206 263H208V261L206 262ZM232 262H230V264H231ZM259 263V262H258ZM77 264H80V263H77ZM90 264V263H89ZM119 264V263H118ZM123 264H124V262H123ZM128 264V263H127ZM144 264V263H143ZM150 264H152V263H150ZM168 264V263H167ZM205 264V263H204ZM209 264V263H208ZM219 264H220V262H219ZM255 264V263H254ZM262 264H263V262H262Z\"/></svg>",
  "mask_w": 264,
  "mask_h": 264
}]
</instances>
